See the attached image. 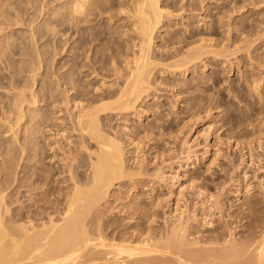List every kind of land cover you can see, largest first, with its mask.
<instances>
[{"label":"bare ground","instance_id":"6f19581e","mask_svg":"<svg viewBox=\"0 0 264 264\" xmlns=\"http://www.w3.org/2000/svg\"><path fill=\"white\" fill-rule=\"evenodd\" d=\"M65 1H66V3H65V6L66 7H64V8H66V9H64V10H66L67 14L65 12H64V14L67 15V17H65V15H64V17L66 18V20H68V22L67 23H66V21H63V22H65V25L68 24V26H67L68 27V29H67L68 30V36L66 34V37H68V39L66 38L67 39L66 44L68 43L67 45H69V47H68L69 48V53H68L69 59H67L68 61L65 63V64H67L66 65L67 67L65 65H63L62 68H65L66 67L68 69L66 70L67 73H64L63 76H62V75H59V73H58L60 70H62V68L61 67H59L60 69L59 68H56V69H58L57 70L58 72L56 70H55L56 72L53 71V72H55L53 74L56 75V82L53 81V80L51 81L52 83L55 82V83H57V85L58 84L60 85V87H57V85H56L55 87H57V88H61L62 85L64 86L65 90H63V93L60 92L59 95H61V96L64 95L65 96V99L63 100L64 102H61L62 100L60 102H57L55 99H57L58 97L60 98V96L56 95L58 97H55L54 96L52 98V99L55 98L54 100L56 102H52V103H50V105L51 104H55L56 108L57 107H61V104L63 106H65V107H70V103L71 102H74L75 103V104H73L74 107H72V108H76V110H77L76 113L79 112V114H74L73 115V113H72V116H73V119L74 120L71 119V122L68 125H70V128H71V125H73V130H71V131L76 130L75 132H79L81 134V135L79 134L80 137H78V140H80V141H77V138H76L77 145H76L75 142L74 143L77 146L76 149H78V151H80L79 153L82 154V155L80 157V156H73V154H72L71 156L75 157L76 158V160H75V159H72L73 157L70 158V154H69L70 152H69L68 153L69 154V157L68 158H70V160H68V159L62 160V159H60L61 161H59V163L60 162H63L61 165H63V164L67 165V163H65L64 161H66V162L69 161L70 162L69 163L70 164V170L68 172V173H70V175L67 176V177H70L71 176V181H73L72 182L73 185L71 183L72 187H71V185H69L70 188L68 186H66L68 188L65 189V190H68L69 189V191L67 193H65V196H62L60 198L61 201H59V199H56L53 202H50V200H49L50 198H47L48 201H46V199L43 200L46 197H44L43 199H41L42 200V203H43V201H46L43 204L48 203L49 205L46 204V205H48V207L45 206V208L43 206V211H41L40 213H35L36 210L35 211H32V209H31L32 207H31L30 209H31V212L32 213L29 214V215H27L26 212L28 211L27 210L28 207L26 206L27 208L25 210H27V211L26 212L24 210L21 211L22 213L25 212V213L22 214L24 216H22V217L18 216V220H15L16 218L14 216H12V217H14L12 219L11 217H9L11 215H14V213L13 214H10L11 212H13L12 211L13 210L12 205L10 207L12 209L11 210L9 209L10 210L9 211L10 213H8L7 211L4 210L5 209L4 206H6L9 203L8 202L6 205H4V202H6L5 201L6 200L5 194L8 191L6 192V190L4 189L6 193L5 192H4L5 194L3 192L0 193V264H264V226L262 227V230L260 232H258L257 235L254 234L256 236H254V237H250L249 236V237H246V238H243V239H239L238 238L240 236H243L242 234L240 236H237L238 239L235 238L236 234L233 232L234 230L232 231V229L234 227L232 229L230 228L229 233H223L224 231L223 232H220V234H218V235H220L219 237H218V235H216V236H214V238H207V237H204L203 236L205 234H202V237H201V235H199V236L197 235L196 238H191L192 236H194L193 233H195L193 230L196 231V229H197V228L194 229V226H195L194 225V222L196 223V221L198 220L197 218H198V216L200 214L199 211L197 213V208L196 207L198 206V204L195 207V204L194 203H196L197 201H199V200H196V199L198 198V196L201 197L202 191H204L203 190L204 188L201 189V188H198V187L200 185H201V187H206L207 183L206 184H200V185H198V187H197L198 188L197 194L194 195L195 197H193V198H196V199H193V200H196V201H194V203H193L194 205L191 204L193 207H195V209L193 211H192V209H193V207H192V209H190L191 212H188L190 210L187 211V209H189L190 207L187 205V207L184 206L187 209L186 210H183V211L181 210L182 212L180 211L181 213H179L178 212L179 211V209H178L179 208V204L182 203V202H180L179 199L177 198L178 200L176 201V205L174 204L175 207H177V208H175V211H171V213L169 214V216H167V212L168 211H166V209L167 208H169V209L172 208V207H170V205H171L170 204L171 203V200L170 199H171V197H173L175 195V193H174V195H170L171 197L168 195L170 197L168 199L165 198L166 195L164 193L165 200H163L164 198L163 199L161 198V199H159V201L157 200V202H155V200H154V202H152L151 204L149 203L150 201L147 200V201H149L147 204L150 205V207H149L148 210H146L148 208V206L146 207V209L143 208L144 211H143V209L139 210L138 207L136 208V207H132V205H128L130 203L133 204V203H136V202L139 205V203H141L142 201L141 202H138V200H141V198L137 200L136 199L137 197H132V198H134L137 201H135V202L129 201L130 203H122L123 201L125 202L126 200H121L120 197H124V196L123 195H120V197L117 196L119 198H116V199L121 200V202L118 200V202H119V205H118L117 204L118 202L116 203L114 200H112V197H111V196H113L115 194L112 192L111 194H113V195H111V196L109 195L111 188L113 186H115V185L119 186L116 183H118L121 180H125V179H127V180L130 179L129 182L134 181V183L138 184L139 186L142 185V182H144L146 180H149V183L151 184V187H152V184H153L154 187H155V184H156V186L159 184V187L160 188L164 187V189H166L165 187H167L166 184H168V183L164 184L166 181L163 182V185H161L160 183H162V181L165 180V177H168L169 176V174H168V176H166L167 174H166V171H164V169H165V165L164 164H165V162L167 160L165 158H168L169 161L173 158V157H171V159H170V156H173L172 155L173 152L170 149V152H171V154H170V153H168L169 150L166 149L167 154H165V155L170 154V155H168V157L165 156V158H164V155H158V153L160 152L159 150H162L161 148L163 147V146L160 145L161 143H159V140H161L162 138L160 139L158 135H160V137H164L165 136L161 132V129L162 130L164 129L162 127V126L165 127V124L163 122H166L164 120V118H166V117H164L163 120H161L162 119L161 117H163V116L162 115H159V116H161L160 117L161 119H159L158 114H163V113H166V112L161 113L162 111L159 110L160 112L157 113L158 111L153 110V109H155V106L154 105L148 104V105L154 106V108H153L152 106H148L146 104V106H148V108L149 107L153 108L152 109V111H153L152 114L154 115L153 117L155 119H152V120H154L155 122H157L156 124H154L153 122L150 123V121H149L148 124H146V125H145V123H144V125H142L143 123L140 125V122L134 120L133 122H138L139 124H136L135 123L136 125H133L134 126V129L132 131H130V132L127 129V131H126L127 133L126 132H122V128L120 127V125L118 126L117 122H116V124H117L118 128H120L121 130L118 129V128H116L115 127L116 125L115 126H111V125H114L115 124V121H117L118 119L120 120L121 117L119 118L118 116H120L121 114H124L125 115L126 112H128V111H131V110L135 111L136 110V113L139 112L138 113V115H139L141 111H137V109L139 108L138 106L142 102H145L148 98L150 99V97L152 95H153L154 99H155V97H157V95H158V98L159 99L162 98V97L167 98L168 97V95H167L168 94V91L170 93L172 91L173 94L175 93L173 95V97L174 96H177L178 97L184 91L183 85L180 86L181 83L179 84L178 83L179 81L177 82L174 79V77L171 79L170 77L168 78L166 76L167 79H165V78H162V76L163 77L165 76V75H162V74L163 73H168V75L169 74L170 75H173L176 78V74L175 73L180 72V71H176V70H182V69H184L183 70L184 72H187L188 70H190V68L188 67V65L189 66H190V64L192 65V63H194L198 58L199 59L201 58L202 54L199 53V51H201L200 49H201L202 46L207 47L206 44L208 42L206 41L205 42L206 43L205 45H203V43L200 44L201 46H199L195 50L189 48L190 46H192L194 44H189V47H187V48H189L190 50H193V51H188L186 53H183V52H185L183 50L182 51L183 54H180V51L181 50L178 51V49L180 47H178V49H177L176 48L177 46L175 47L174 45L175 44L179 45V44H181L183 42H187L186 40L185 41H182V40H184V37L187 38V36H184L185 33L183 34L184 37L182 35L181 36H178V34H176V30H174L175 31V34H171L170 37H169V35H167V37H169V38H166L167 39L166 42L167 43L170 42L169 44L172 45L171 47L174 46L173 48H176V49H173L172 48L175 51H172L170 49V47H168L169 45L167 44V49H161L160 51H162L161 52L162 54H158V53H160V51L159 52H156V50H153V49H157V48H154V47L152 48V45H153V43H155L154 42L155 39L158 38V36H157L158 33H159L158 31L161 29L160 28V25L164 22V19L167 20V18H169V17H172L173 19H178L179 16L181 17V15H177L178 18H174V17H177L176 14H180L179 12H181L182 10L185 9L184 8L185 7L184 6L185 4H182L183 2H181V4H180V0H176V1H171L170 0L169 2H171V3L173 2L172 4H168L169 2H166V4H163V3H161L160 0H117L116 4H115V2H113V0H65ZM114 1H116V0H114ZM193 3L192 4H189V6L190 7L193 6V9H194V4ZM170 8L172 9V11H171ZM196 8H197V6H196ZM190 11L191 10H187V12H189V14L191 12H193V11H191V12ZM175 12H176V14H174ZM183 12H185V11H183ZM202 12H203V10H202ZM194 14H196V13H194ZM182 17H183V15H182ZM102 19H103V21L101 22ZM182 20H184V19H182ZM105 21H108L109 28H104V22ZM177 24L178 23H176V25ZM115 25H116V27H114ZM176 25H175V27H176ZM62 26H64V23L62 24ZM188 27H190V26H187V28ZM193 29L194 28H192V30ZM192 30H191V34L194 36V33H192L193 32ZM35 31L36 30H34L33 33H32V35H31L32 38L29 37L30 38L29 40H31L30 43H33L34 45H35V42L36 41H37V44L40 41L39 36H37L39 34L37 33V31L35 33ZM40 31H43V30H40ZM40 31H39V33H40ZM63 31H65V29ZM44 33H45V31L43 32V34ZM66 33H67V31H66ZM170 33H172V32H170ZM170 33H167V34H170ZM43 34H41V36H43ZM180 34L181 33H179V35ZM192 35H190V36H192ZM37 37L39 39H36ZM180 37H183V38H180ZM189 38H191V37H189ZM35 39H36V41H35ZM117 39L119 41H117ZM203 40H205V39H202L201 41H203ZM195 41L196 40H194V42ZM164 43H165V40H164ZM190 43H192V42H190ZM33 44L29 47V46H27V43L24 42L22 44L23 46L22 45L21 46H22V48L23 47H25V48L20 49V50H24V51H20V53L18 51V52L15 53L17 55L19 54L18 56H20V59H21V56L22 57H26V58H28V57L31 58L30 60L28 59V61H31L30 62L31 65H29V66L26 65L28 68H22L24 70V73L25 72H29V69H31V66H34L35 63H37V59H39V57L40 58L43 57V54H42V56H40V53L37 50V49H39V47L37 45L35 47V46H33ZM24 45H26V46H24ZM101 45H106L105 47H108V49H104L105 51H103V50L101 51V49H100V46ZM196 45H198V44H196ZM164 46H166V44ZM157 47H159V45ZM102 48H104V47H102ZM160 48H162V46ZM164 48H166V47H164ZM191 48H195V47H191ZM182 49H184V48L182 47ZM202 49H204V48H202ZM206 49L207 50L210 49L209 51H211L212 53H216V52H213L211 50L210 46H209V48H205L204 50H206ZM106 50H108L109 53L104 54L105 52H108ZM154 51L157 54H154ZM21 52H23V53H21ZM67 52H68V50H67ZM201 52H203V50ZM207 52H206V54H207ZM1 53L3 55L2 57H4V58H2L0 56V58L3 59L2 61L0 59V61L1 62H4L5 64L2 63L4 65H2L0 67L7 68L8 67V64H6V63H9V66L12 65V68H13V66H14L13 64H15V63L18 62L17 61L15 63L14 62L13 63H10L9 60H11V59L8 58L9 56H7V54H5V52H3V51ZM220 53H222V52H219L218 53V56L221 55ZM23 54H24V56H23ZM227 55L228 54H226L225 56H227ZM35 56H37V57L34 60ZM204 56H202V57H204ZM223 56H224V54H223ZM5 57H7L6 60L8 59V61H6V62L4 60ZM225 58H227V57H225ZM20 59H18V60L20 61ZM204 60H202V61H204ZM13 61H14V59H13ZM209 61H207V62L209 63ZM1 62H0V65H1ZM39 62L41 63L42 62V59ZM40 63L38 64L39 68H41ZM198 63H200L199 60H198ZM122 64H125V66L122 65ZM195 64H193L194 67L195 66H198L197 64L196 65ZM16 65L17 64H15V66H14L15 67L14 68L15 69V72H17L19 70L22 71L21 65H24V63H22L20 65V67H18V65L17 66ZM200 65H201V63L199 64V67H197V68H200ZM160 66H162V67H160ZM203 66H207V65L204 64ZM232 66L233 65H231L230 68ZM16 67H18L19 69H17ZM259 67H262V66H259ZM11 69H9V70L12 71L13 69L12 70ZM32 70H34V67H33V69H31V71ZM51 70H53V69L51 68ZM251 70H252V68H251ZM3 71L6 72V70H3ZM3 71H0L1 74L4 73ZM31 71H30V73H31ZM36 71H39V70H36ZM249 71L247 70L246 71L247 72L246 74L250 73ZM221 73H223V72H221ZM1 74H0V76H1L0 78H2V76L4 75V74L3 75H1ZM12 74L11 75L13 76V79H15L16 81H19V80L22 79L21 77H20V79L19 78H14L15 75H16V73L14 75V72ZM29 74L26 73V75H29ZM47 74H48V72H47ZM250 74L252 75V73H250ZM31 75H32L31 78H33L34 77L33 76L34 74H31ZM94 75H95V77H98L99 78V81H101V83H102V85L100 83L101 86H98V88L95 89L96 91H94V88H90V86H88V85H91V81L94 80V79H92L91 81L87 80L88 78H91ZM185 75H186V73H185ZM194 75L195 74H193V78L196 77ZM255 75H252V77L251 76H248V77L249 78L251 77V78L254 79V76ZM4 76L3 77L6 78V76H8V75H4ZM244 76H246L245 77V80H246L247 79V75L244 74ZM35 77H36V74H35ZM35 77L33 79L36 80L37 77L36 78ZM49 77H50V75H49ZM178 77H180V76H178ZM260 77H262V76H260ZM8 78H9V76H8ZM31 78H29L31 82L28 80V78L27 79L25 78L26 81L25 80H22V81H25V83L27 85V86H24V87H29V84H31L30 87L33 85ZM182 78L185 79V77H182ZM214 78H211V79L214 80ZM217 78H219V77H217ZM176 79L178 80V78H176ZM184 79H180V80L183 81ZM187 79L188 78H186L185 81H188ZM196 79L197 78H194L192 80L196 81ZM207 79H209V78H207ZM2 80L0 81V83H3ZM41 80H43V78ZM199 80H202V78L200 77ZM61 81H63V82H61ZM171 81H173V82L176 81L178 84L177 83H171ZM182 81H180V82H182ZM205 81L207 82L206 78H205V80H202V82H205ZM252 81L253 80H251V82ZM255 81L256 80H254L252 83L255 84ZM20 82L21 81L16 82V83H18L20 85V84H22ZM28 82H30V83L28 84ZM41 82H44L45 84L47 83L46 81H41ZM190 82H189V84H190ZM196 82L199 84L198 81H196ZM202 82H201V84H202ZM195 83H193V84H195ZM252 83H250V84H252ZM3 84L4 85L6 84V86H4V85L3 86L4 87H7V84H9V83L6 82V83H3ZM49 84L47 86H49ZM185 84H187V82ZM189 84H187L186 87H188ZM205 84H207V83H204L203 85L206 86ZM9 85H12V84H9ZM41 85H43V84H41ZM50 85H51L50 86L51 88H49V90L52 89V87H53L52 84H50ZM245 85H247V84H245ZM0 86H1L0 87L1 88L0 90H2L3 86L1 84H0ZM15 86H16L15 87V89H16V88L20 87L21 85L20 86L15 85ZM191 86L193 87V85H191ZM239 86H240V88H242L241 87V84H239ZM11 87L9 88V86H8V88L11 90V91L9 90L10 91L9 93L12 92L13 94H11L10 99H9V102L8 103L6 102L7 103L6 104L7 106L10 103L12 104V106L11 105L8 106V107L11 106V108L13 109V110H11V109L8 108V110H11V112H9V113H12L13 112V114H17V116H19L20 119L21 118L23 120L26 119V121H24V123H25V125H23L24 127L23 126H20V123H18L19 121L22 122V119L19 120L16 117V120L18 122H16L15 119H12V120L15 121V123L11 122L12 125L15 124V125L18 126V124H19V126L22 128L19 132H15L16 130L14 131L15 136L11 135V136H13V138L15 137L17 139V141L19 140L18 139V135L19 134L20 135L21 134H25V137H28L29 135H31V137H32L33 136V133L35 132V130L38 129L37 126L42 125V124H45L46 125V123L48 121L50 123V120L49 119L54 118V116L57 115V114H60V112L63 113L62 111H59V110L55 109V106L50 107L47 104H46L47 111H45V110L42 111L43 114H41V111H39V110H37L39 112H34L33 110L31 111V109H29L28 111H25L26 110V107H24L25 108V110H24L23 107H22V105H24V103L28 104L27 103L28 102L27 101L28 100L27 98L29 96L28 97H25V95L22 93V90L20 92H16L19 89H21L22 87L19 88V89H17V90L14 89V86L13 85ZM44 87H45V85L42 87V90H45V89H43ZM248 87H251V86H248ZM257 87H260V86H257ZM45 88H47V87H45ZM199 88L198 89L193 88V90L195 89V91H197V90H199ZM210 88H211V85H210ZM246 88H247V86H246ZM25 89L27 90L28 88H25ZM62 89L63 88L57 89V90H62ZM238 89H236L237 92H238ZM3 90H5V89H3ZM12 90H14L16 93H14V91H12ZM28 90H27V94L29 92ZM31 90H32V92H31V95L30 96H34V95H32L34 90L32 88H30V91ZM187 90H190V89L188 88ZM193 90L191 92H193ZM247 90L250 91L249 89H247ZM7 92H8L7 90L0 91V93H2L3 95L5 93H7ZM188 92H190V91H188ZM245 92H247V91H245ZM70 93H71V95H70ZM172 93H171V95H172ZM186 93L187 92H183V94H186ZM190 93H187V95L190 94ZM196 93H201V92L198 91ZM196 93L194 92L193 98L195 97ZM247 93L245 95H247ZM201 94H203V93H201ZM201 94L199 96H201ZM50 95L48 97H50ZM250 95L247 96L248 97V100H252V98L249 97ZM7 96H9V94H7L4 97H7ZM64 96H63V98H64ZM170 96H169V98H170ZM204 96H205V93H204ZM206 96H207V94H206ZM241 97L243 98V96H241ZM1 98H3V97H1ZM59 98H58V101H59ZM189 98H190V96H189ZM242 98L239 97L238 100L240 101V99H242ZM249 98H251V99H249ZM31 99H33V101H32L33 104H37L36 98H33L32 97ZM47 99H49V98H47ZM187 99H186V101H187L186 104L188 103L187 105L190 106L191 104H189V102H188ZM209 99H211V98L208 97V102L213 101V100H216L214 98L211 99V100H209ZM2 100L4 101V99H1L0 101H2ZM49 100H51V99H49ZM170 100H174L175 101V98L170 99ZM201 100H203V102H204V99L201 98ZM220 100H222V99H220ZM223 100H224V98H223ZM24 101H26V102H24ZM241 101H243V100H241ZM260 101H262V100H260ZM32 102L30 101V103H32ZM85 102H87V103L84 104ZM139 102H141V103L137 106V104ZM191 102H192V100H191ZM199 102H202V101L199 100ZM246 102L248 104L249 101L246 100ZM253 102L256 103L257 101H253ZM1 103L4 104V102H1ZM30 103H29V105L32 108L33 105H31ZM176 103H178V102H176ZM210 103H212V102H210ZM218 103H222V101L221 102H217V104ZM250 103H252V102H250ZM157 104H160V103L159 102L158 103L156 102L155 105H157ZM163 104H164L163 106L165 108L166 103H163ZM206 104H208V103H206ZM217 104H215V107L217 106ZM240 104L241 103H239L238 106H240ZM247 104H246V106H247ZM258 104H260V102L259 103H256V104H253L254 105L253 107H255V105L258 106ZM142 105H143V103H142ZM171 105L169 107L170 109L172 108ZM219 105H221V104H219ZM4 106H5V104H4ZM146 106H145V108H146ZM161 106H162V104H161ZM166 106H168V105H166ZM210 106H211V104H209V107L206 105V107H208V109L210 108ZM227 106H229V105L226 104V107ZM231 106L234 107V104H231ZM257 106L255 107L256 109H257ZM48 107H50L51 109L54 108V110H56L55 112L57 114H55L53 112L54 113L53 117H52V115H50L51 117H49V114H51V112H50L51 109L48 108ZM140 107H142V106H140ZM173 107H175V106H173ZM195 107L197 108V106H195ZM222 107L226 108L225 105L222 106ZM249 107H252V106H248L247 108L250 109ZM159 108L160 109H164V108H161L160 106H159ZM201 108L202 107H200V109ZM211 108H214V107L211 106ZM247 108L245 110H247ZM255 108H253V110ZM66 109H68V108H66ZM157 109H158V106H157ZM170 109H168V110H170ZM183 109H185V108H183ZM192 109H189L190 112H188V113H191V114L194 113L195 115L198 114V113H195V112L192 113L191 112V111H193ZM203 109L206 110L205 107ZM226 109H228V112L230 111L229 108H226ZM40 110H42V109H40ZM54 110H51V111H54ZM68 110H70V109H68ZM78 110H80V111H78ZM141 110L142 111H147L146 113H148V112L150 113L151 112V111H148L147 109L144 110V109L141 108ZM194 110H197V109H194ZM204 110H202V111L204 112ZM250 110H252V108ZM250 110H248V111H250ZM57 111H59V113ZM184 111H187V110H184ZM209 111H212V109L207 110L206 112H209ZM237 111L238 110H236L235 113L229 112V114L231 113V114H234L235 115L237 113ZM257 111H254L252 113L254 114ZM67 112H69V111H67ZM170 112H171V110H170ZM174 112H175V110L173 112H171L172 115H174L173 114ZM198 112L200 114L201 111H198ZM226 112H227V110L224 113L226 114ZM262 112H264V108H263V111ZM70 113H71V111H70ZM177 113L178 112H176V114ZM183 113L184 112L179 113V114H183ZM224 113H223V115H224ZM242 113L243 112H241V115H242ZM252 113H251V115H252ZM167 114H163V115L165 116ZM186 114L184 113L183 115H186ZM229 114L227 113L228 116H230ZM246 114L249 115V113H245V115L243 114L242 116L245 117V116H247ZM260 114L261 115H264V114L261 113V111H260ZM111 115H115V118L118 117V119L117 118H116L117 120H115L113 118L111 119V117H112ZM187 115L190 116L189 114H187ZM238 115H240V113ZM241 115L240 116H237V114H236V118L238 119V117H239L238 120H240V117H242ZM255 115L257 117L258 114H255ZM133 116H135V115L133 114ZM176 116L178 117V115H176ZM151 117H152V115H151ZM167 117L170 118L169 116H167ZM179 117H181V116H179ZM192 117L193 116H191L190 118H192ZM234 117L232 116L231 117L232 119H230V120H233ZM244 117H242V118H244ZM130 118H132V117L129 116V119L124 118V121H122V122L120 121L121 124L122 123H124V124L129 123V120L131 121ZM168 118H166V119H168ZM259 118L261 119L262 117H259ZM69 119H70V117H69ZM156 119L160 120L163 125L162 126L159 125L158 124V121ZM181 119H183V118L181 117ZM181 119H180L179 122H181ZM235 119L233 120V122H235L236 124H239L240 122L237 123L238 121H237V119L236 120ZM245 119H246V117H245ZM251 119H252V116H251ZM251 119H248V121L250 120L249 121L250 123H252L251 122L252 121ZM59 120H60V118H58V121ZM119 120H118V122H119ZM171 120H173V119L171 118ZM176 120H179V119L176 118ZM223 120L224 119H222V121ZM230 120H228V124H227L228 126L230 125ZM242 120H241L240 126L243 125V124L248 123V122L245 123V120L244 119H242ZM6 121L4 122L5 124H7ZM56 121H57V119H56ZM66 121L69 122V120H67V119H66ZM66 121H64V123ZM72 121H73V124H71ZM112 121H114V124L111 123ZM191 121L193 122V120H191ZM52 122H55V121H53V119H52ZM161 122H159V123L161 124ZM173 122H175V120ZM255 122H256V120H255ZM257 122H262V121L257 120ZM49 123L47 125H49ZM131 123L132 122H130L129 125ZM172 123L171 122L168 123L169 124V128L173 125ZM250 123H248L247 126L248 125L250 126ZM9 124H7V125H9ZM26 124H28V127H26ZM53 124H55V123H53ZM65 124H67V122ZM257 124H259V123H257ZM257 124L255 123V126H254L253 123H252L251 125H253L256 128L258 126ZM12 125L10 126L11 128H13ZM29 125H30V127H29ZM57 125L60 126V123L59 124L57 123ZM179 125H180V123L178 124V126ZM263 125H264V122H263ZM19 126L18 127L15 126V128L17 129V128H19ZM51 126H54V125H51ZM133 126L130 125L129 127L130 128L131 127L133 128ZM178 126H176V128H174V129H176V131H177L178 128H181V130H185V128L182 129V127H178ZM223 126H225V125H223ZM240 126H237V127L240 129ZM253 126H252V128H253ZM261 126H262V123H261ZM184 127H186V126H184ZM188 127L186 129L187 130H190V127L189 128ZM232 127H233V125H232ZM241 127H243V126H241ZM124 128H125V126L123 125V129ZM41 129H45V128H43V126H42L38 130H41ZM142 129H144V130H142ZM244 129H243V132L246 131V130L244 131ZM10 130H12V129H10ZM171 130H172V127H171ZM181 130H178V131L181 133ZM233 130L235 132L236 129H233ZM233 130L232 131L230 130V132H232V134H230L232 136H230V137H233L235 134L237 135V132H235V134H234ZM241 130L242 129H240V132H241ZM256 130L255 129L254 130L252 129L251 131L249 130L250 131V132H248L249 134H247V133H245V134H246L247 137H249L250 133L252 134L253 133L252 131L257 132ZM17 131H18V129H17ZM123 131H125V130H123ZM167 131H169V129ZM167 131L165 130L164 133L165 132L168 133ZM176 131L174 132L175 133V136H176V134H178V132L176 133ZM142 132H144L143 135H141ZM145 132H146V134H145ZM169 132H171V131H169ZM240 132H239V134H240ZM243 132H241V134H243ZM188 133H190V132H188ZM26 134H27V136H26ZM168 134H169V136L171 135V133H168ZM185 134L186 133H184V135ZM154 135H157L158 137L157 136H154ZM173 135H171V137ZM236 135H235V137H236ZM256 135H257V133H256ZM34 136L38 137V135H34ZM152 136L153 137H157V138H153ZM166 136H168V135L166 134ZM175 136H173V137H175ZM177 136L175 137L176 140L180 137L179 136L177 138ZM244 136L243 135H240V137H244ZM38 138L40 139V137H38ZM126 138L128 139L127 141H126ZM175 138H173V139H175ZM206 138H208V137H206ZM260 138H263V137L261 136ZM165 139H169V138H165L164 137L163 140H165ZM182 139H185V138H183V136H182ZM230 139H232V138H230ZM248 139H249V141H252V140H250L251 138H248ZM15 140H13V141H15ZM38 140L33 139V141H29L31 144H33V145H30V146H32V147L35 146L36 147V141H38ZM176 140L174 141V143L178 141V140L177 141ZM238 140L239 139H237V142H238ZM34 141H35V143H34ZM27 142L28 141H25V143H27ZM39 142H37V143L40 144ZM43 142H44V140H43ZM151 142H152V145H150ZM178 142H180L181 144L185 145V147L187 146V148H188V144H187L188 141L186 143H182L183 141L181 142L179 140ZM18 143H16V144H18ZM21 143H22V141H21ZM25 143L23 142L22 145H24ZM44 143H47V142H44ZM44 143L41 144V145H43V146L46 145ZM91 143H94L95 144L94 145V148L96 146V149L95 150L93 149L94 151L92 150L93 146H91ZM171 143H173V142H171ZM243 143H241V145ZM38 144H37V146H38ZM176 144L179 145V143H176ZM181 144H180V146H181ZM205 144L206 145H205L204 155L208 154L209 153V149H210V146L208 145L209 143L207 144V142H205ZM256 144L257 145L250 146L248 148V154L250 155V158H251V161H247L249 163L246 162V159L242 160L244 157H246V154H247V153H245L243 151L244 152V155H243V157L241 159L242 160V163H240V166H243V164H244V169H242V171H241L242 177L239 179L240 176L238 177V175H239L238 174L236 176L238 177L239 180L237 179L238 180L237 181L236 178H235V180L238 182L236 184L240 188L242 187V183L243 182L244 183H249L251 179L252 180L253 179H256L255 182H257V180H259V179H257V178H259V176H258V174H256V171L257 172L258 171H262V173L264 172V163H263L264 162V142H263V140H259V141H256ZM18 145L16 146V148H20V149H17V153H18V155L20 153L19 159L21 158L20 159L21 161L18 162V163H16L15 165H17V164L19 165L20 163H22V161L30 159V158H28V156L30 155L28 153H30V151H28L27 147L26 146H21L20 147V144H18ZM168 145L170 146L171 144H168ZM183 145L181 146L182 150H184L183 149L184 148ZM151 146H155L154 149H157V152H158L157 153L158 157L155 158L154 160H157L160 157L162 159V161H159V163L161 162V164H157L155 161H153L155 163V165H154V163L147 162L148 161L147 159H149V158L146 157L147 158L146 159L145 156H147L148 155L147 153H149L147 151H150L151 148H153ZM165 146H164V148H165ZM191 146H193V145H191ZM219 146L222 147L221 144ZM243 146H246V145H243ZM38 147H40V145ZM172 147H174V146H172ZM72 148H70V149H72ZM181 148H179V146L177 148H175V149H177L176 151H177L178 155H180V151H181V155H182ZM243 148H247V147H243ZM12 149L14 151V148H12ZM30 149H32V148L30 147ZM33 149H34V147H33ZM37 149L38 148L36 147V151L38 153H40L41 151L39 149H38L39 150L38 151ZM41 149H42V146H41ZM73 149L75 150V148H73ZM145 149L147 151H145ZM175 149H173V150H175ZM188 149H191V148H188ZM18 150H20L21 152L18 151ZM69 150H66V153ZM228 150H231V149H228ZM33 151L31 152V154L33 153ZM75 151L77 153V150H75ZM144 151H145V153H144ZM152 151H154V150H152ZM37 152L34 153V154H36L35 157L31 156V159H32L31 161L35 160L34 158H36ZM161 152H164V150H162ZM187 152H188V155H186V157L184 159H185V162H186V160L188 162H190L189 160H191L192 159V156H194V155H191V150H186V154H187ZM193 152H194V150H193ZM239 152H240V150H239ZM243 152H242V154H243ZM41 153H42L41 154L42 157H40V158H43V156L45 155L44 153H46V152H41ZM177 153H174V155L177 154ZM189 153H190V155H189ZM219 153L220 154H218V156L220 157L221 152L219 151ZM128 154L131 155V157H132L131 160L127 156ZM144 154H145V156H144ZM161 154H163V153H161ZM194 154H196V153L194 152ZM233 154H235V153H233ZM239 154L240 153H238L237 155H239ZM254 154L256 155L255 157H253ZM16 155H15V157L18 159V155L17 156ZM38 155H40V154H38ZM136 155H137V159H136L137 161H136V163L134 165H131V166H135L137 164L136 165V168H133V167L130 168V167H128L129 165L127 163L131 164L130 161L133 162L132 159L133 158L135 159L136 158L135 157ZM197 155L198 154H196V158H197V159H195L196 161L199 158V156L197 157ZM141 156H143V157H141ZM240 156H242V155H240ZM15 157H13V158H15ZM64 157H67V156L65 155ZM64 157L62 156V158H64ZM77 157L83 158V160L78 158L79 159V161H78L77 160ZM175 157H177V155ZM228 157H231V156H228ZM238 157L239 156H237L236 163L239 164V162H237V161L240 159V157L239 158ZM37 158L40 159L39 157H37ZM153 158H151V159H153ZM215 158H217V157H215ZM173 159H175V160H172V161H176V158H173ZM193 159H194V157H193ZM229 160L230 161H228V162H231L232 159L229 158ZM31 161H24V162L25 163L26 162H29L27 164L30 165L31 164L30 163ZM74 161H76L77 163L80 162L81 165H83L82 162H86L85 165L87 166V172H89V173H88V176H86V178L84 177L85 175L83 176L85 180H80L81 179L80 176L77 179L76 176H78L77 175L78 173H75V174L72 173V168H74V166L72 164L74 163ZM172 161L170 162L171 165L174 164V162H172ZM182 161H183V159H182ZM39 162H35V163H37L36 165L40 164ZM192 162H194V161H192ZM10 163H11V160H10ZM12 164H10V165H12ZM27 164H24L25 167H26ZM34 164H32V166ZM149 164H153V167H151ZM10 165H9V168H10ZM74 165H77L78 168L81 167V165L79 166L78 164H74ZM85 165H83V166H85ZM211 165H213V164L211 163ZM217 165H219V164H217ZM227 165L228 166H226V167L232 166V163L231 164L228 163ZM38 166H36L37 168L34 166L35 167V168L33 167L34 169L33 168L30 169L29 166H28V167H26L27 169L25 168L27 171L25 169H23L24 168L23 167L22 168V170L24 172L23 174H26L27 173V174H29V176L28 175L27 176L30 177V174H32V171L33 170H35V169L38 170ZM77 166H75V167L77 168ZM179 166H180V164H179ZM182 166H181V168H182ZM253 166L254 167L257 166V167H255L256 168V171L251 172V171H253V170H251ZM65 167L66 166H64V168ZM168 167H169V165H168ZM232 167H231V170H233V171L236 170L237 171V169H233ZM238 167H239V165H238ZM64 168H61L60 167V169L65 170ZM16 169H18V168H16ZM84 169L85 168H83V170ZM171 169H175V168H171ZM5 170H8V169L5 168ZM29 170L31 171V173L29 172ZM37 170L33 171V173L37 172ZM78 170H81V169H78ZM206 170H210V169H206ZM225 170H226V168L224 166V170L223 171H225ZM239 170L240 169H238V171ZM16 171L18 172V170H15L13 167L10 170L6 171L5 175L7 174V172H10L8 174L11 175L10 177H8L6 175L8 178H6V176H5V182L3 181L4 182V185H6L7 188H8V186L14 188L13 187V184H12L14 182H12V181L15 180L14 178H16L15 176L18 173L15 174V175L14 174H11V173H13V172L16 173ZM40 171H42L41 168H40ZM67 171H65V172H67ZM223 171H222V173H223ZM20 173H22V171ZM39 173H38V175H41L43 172H41V174H39ZM82 173H84V172H82ZM234 173H235V171H234ZM250 173H252L251 176L249 175ZM1 175H4V174H1ZM45 175L48 176L47 174H45ZM45 175L44 176L43 175L40 176V178H44V180L45 179L47 180V178L45 177ZM61 175H64V174H61ZM172 176H173V174H172ZM33 177H34V175H33ZM36 177H38V176H36ZM49 177H51V176H48V178ZM173 177H175V176H173ZM198 177L199 176H196V178H198ZM200 177H201V175H200ZM17 178L18 179L19 178L22 179V174H20V176H18ZM25 178H27V177H25ZM66 178H64V179H66ZM6 179H11L12 181L11 180H6ZM36 179L38 180V178H36ZM53 179H51V180H53ZM67 179H66V181H68ZM150 179H152V180H150ZM172 179H175V178H172ZM172 179H171V182L174 181ZM198 180H200V179H198ZM9 181L12 182L10 184L11 186L9 184L7 186V184H6V182H9ZM29 181H32V178L31 177H30V180L27 181L25 179V181H23V183H25L24 184L25 190L23 189L21 191H26V188L27 187H29V188L32 189V187H34V186L36 187V183H38V182H35L36 181L35 180L32 185L26 184V182L31 183ZM38 181H41L42 182L43 180L40 179ZM60 181H61V178H60ZM69 181H70V179H69ZM211 181H212V183H214L213 181H215V180H211ZM225 181H227V180H225ZM225 181L224 182L222 181V183L225 184L226 183ZM260 181L261 182H260L259 186L261 187V190H262V192H260V193L262 195V199H264V178H263V180L260 179ZM19 182L22 184L21 181H19ZM52 182H55V181H52ZM61 182L65 186V183H63V181H61ZM199 182H196V183H199ZM20 183L18 185H21ZM120 183L126 184L123 181L120 182ZM132 183H131V185H132ZM229 183H230V181H229ZM233 183H235V181ZM15 184H16V182H15ZM40 184H42V183H40ZM40 184L39 183L37 184V189H40L41 188L40 187ZM44 184H45V188H47L46 185H49V184L51 186L53 185V183L52 184L51 183H48L47 184V181ZM193 184H195V183H191V186H189V187L191 188L192 186L194 187L195 185H197V184H195V185H193ZM227 184H228V181H227ZM232 184H230V185H232ZM236 184H234V185H236ZM22 185H21V187H23ZM67 185H68V183H67ZM210 185L211 184L208 185L209 188H211ZM217 185H219V184H217ZM252 185L253 184L251 183V184H249V186H247V188H244V189H246L245 190L246 193H247L246 195L249 194L250 190L252 189ZM225 186H226V184H225ZM254 186H256V185H254ZM19 187L20 186H18V188ZM62 187H61V189H63ZM126 187H127V185H126ZM159 187H157V188H159ZM175 187H176V185H175ZM219 187L220 186L217 187L218 188V190H217L218 192L220 191L219 190ZM18 188H15V189H18ZM29 188H28V190H29ZM55 188H57V187H55ZM142 188H144V185H143ZM146 188H145L146 190H149L150 187H146ZM220 188H221V191L220 192L223 195L224 194H227V192L226 193L225 192L224 193L222 192V190H225L226 187H225V189L223 187H220ZM234 188H236V187H234ZM9 189H11V188H9ZM35 189H33V190L36 191L37 189L36 190ZM42 189H44V188H42ZM48 189H47V191H48ZM115 189H118L119 190L118 187L115 188ZM134 189H136V188H134ZM168 189H170V188H168ZM181 189H183V188H181ZM207 189L208 188H206V190ZM11 190H13V189H11ZM118 190H115V191L118 192ZM128 190H130V189L128 188ZM140 190H142V189H140ZM144 190L143 191H140V192H143V194H144V192H146ZM194 190H196V188ZM2 191H3V188H2ZM14 191L15 192H18L16 190H14ZM21 191L19 190V194H17V197L19 195L20 198L19 199L16 198L19 201H20V199L23 200L22 197L28 196V195H23L26 192L22 193L23 196L20 195V192ZM34 191L31 190L32 193ZM53 191H55V190H53ZM122 191H124V190H122ZM15 192H14V195L16 194ZM50 192L52 193V191H50ZM61 192H63V191H61ZM148 192H152V191H148ZM160 192H162V191H160ZM170 192H172V191H170ZM195 192L196 191H192L193 194ZM205 192H207V191H205ZM220 192H219V194H220ZM11 193H13V191L12 192H9L8 194H10V195H8V196H11ZM32 193H31V195H32ZM56 193H60V192H56ZM125 193H126V188H125ZM131 193H132V189H131ZM180 193H181V191H180ZM192 193H191V197H192ZM215 193H213V197L212 198H214L217 195V192H215ZM128 194L125 195V196H128ZM154 194H156V193H152V196L151 197H154L153 196ZM182 194H183V192H182ZM205 194L206 193H204V195ZM214 194H215V196H214ZM222 194H220V196ZM204 195L202 194V196H204ZM211 195L212 194H210V196L209 195H207V196H209L211 198ZM52 196H55L56 197L55 194H53ZM184 196H185V194H184ZM251 196H249V199L250 200H251V198L253 199V197H251ZM12 197L13 196H11L10 198L12 199ZM31 197H30V199H31ZM108 197H111L110 200H111L112 203L115 202V204H117L118 206H121V208H122L119 213H118V207L113 208L114 210L117 208L116 209L117 210V212H116L117 215H115L114 217H112V216H109V217L106 216V212L107 211H110L109 209H112L111 206L108 208V206H109L108 205L109 204L108 202H110V201H107V199H109ZM159 197H161V196H159ZM178 197H179V195H178ZM216 197H219V195L216 196ZM10 198H8V199H10ZM25 198L26 197H24V200H25ZM27 198H29V197H27ZM52 198L53 197H51V199ZM62 198H64V199L62 200ZM142 198H145V197L143 196ZM179 198H181V197H179ZM185 198H186V196H185ZM221 198H223V197H221ZM245 198H248V197H245ZM254 198H255V196H254ZM33 199H35V197ZM33 199H31V200H33ZM134 199H132V200H134ZM153 199H155V198H153ZM182 199H183V201H185L184 198H182ZM187 199H189V198L187 197ZM211 199H210V202H211ZM249 199H247V200H249ZM257 199H260V201H261V198H259V197L257 198L256 197L255 200H257ZM223 200H224V202L222 203ZM225 200L226 199L224 198V199H222V201L221 200H218V201L215 202V198H214L212 200V202L214 201L216 203V204L213 203L216 206L214 209H218V211H220L222 209V206L226 204L225 203L226 202ZM8 201H10V200H8ZM34 201L35 200H33V203H34ZM38 201H40V200H38ZM202 201H203V199H202ZM12 202L15 203L14 198L12 199ZM22 202H20L18 205L21 206V203ZM126 202H128V201H126ZM252 202H256V201H252ZM25 203H26V201H25ZM28 203L31 204V202H28ZM105 203H108L107 204L108 206H106V205L104 206ZM120 203H122V204H120ZM209 203H207V202L204 203L203 202L202 204H209ZM249 203H246L245 206L247 205L249 207V205H248ZM260 203H261V205H263L264 201H263V203L262 202H260ZM10 204H13V203H11V201H10ZM147 204H144V205L146 206ZM183 204H185V203H183ZM254 204L255 203H252V206L250 205V207L253 208L254 207ZM26 205H27V203H26ZM138 205H136V206H138ZM144 205H142V206H144ZM226 205H228V204H226ZM203 206L204 205H202L201 206L202 208H199V209H203ZM228 206H230V205H228ZM243 206H244V203H243ZM245 206L244 207H239V208H245ZM23 207H25V206H23ZM106 207L108 209H106ZM198 207H200V206H198ZM18 208H19V206H18ZM181 208H183V207L181 206ZM212 208H208L207 207L206 210H205V211H207L206 213L208 214L210 211H213V210H210ZM224 208L225 207H223V209ZM252 208H249V209L252 210ZM254 208H257V207H254ZM204 209H205V207H204ZM208 209H209V212H208ZM259 209H260V207H259ZM259 209H258V211L260 212ZM171 210H174V209H171ZM255 210H257V209H255ZM255 210H253V212ZM221 211L224 212V214L226 215V213H227L226 210L225 211L221 210ZM29 212H30V210H29ZM187 212H188V214H186ZM222 212H218V213L221 214ZM233 212H236V211H233ZM6 213L10 214V215H8V214L7 215L12 220L9 219L8 217H7L8 219L6 218V216H5ZM108 213H110V212H108ZM121 213H123V215H120ZM206 213L205 214L204 213L203 214H200V216H199V217H201V216L204 217L203 222H202V223H204L202 225H205L204 228H207L206 227L207 225H211L213 223L212 222V220H213L212 217L214 216V215H207ZM244 213H250V212H247L246 211V212H243V214ZM255 213H258V212L255 211ZM255 213L252 214V212H251V214H252V215H250L251 218H252V216ZM262 213H263V211H262ZM114 214H112V215H114ZM212 214H214V213H212ZM224 214H222L223 217H225ZM233 214H235V213H233ZM243 214H241V215H243ZM235 215H237V214H235ZM256 215L257 214H255L254 217H256ZM258 215H257V217H258ZM260 215L263 216L264 214H261L260 213ZM117 216H119V217L116 218ZM231 216H232V214L229 215V217H231ZM250 216H247V217H250ZM214 217H216V216H214ZM235 217L237 218V216H235ZM126 218L128 220L130 219V220H133V221L132 222L127 221V222H129V224H127V223H125ZM221 218H219V219H221ZM219 219H218L217 222H219ZM222 219H223V222H224L225 221L224 218H222ZM227 219H229V218H227ZM233 219H235V218L233 217ZM229 220H232V219L230 218ZM229 220H226L224 222L225 223L224 225H226L227 227H231V224H232V222L229 221ZM252 220H255V219L252 218ZM261 220H262V218H261ZM232 221H234V220H232ZM257 221H259V220H257ZM199 222L200 221H198V223ZM234 222L238 224V220L237 221H234ZM250 222H251V226H252V224L257 225L256 223H252L253 221H250ZM248 223H249V221H248ZM220 224L218 225L219 228L221 227ZM237 224H235V225H237ZM263 224H264V222H263ZM258 226L259 225H257V227ZM261 226H262V223H261ZM195 227H198L199 228V226H195ZM215 227L216 226H213V228H215ZM247 228H252V227H247ZM247 228H246V230H247ZM258 228H260V226ZM243 229H245V228H243ZM197 230L200 233H202V229H201V231H200V229H197ZM252 230H255V229H252ZM256 230H258V229H256ZM219 231H222V230H219ZM219 231L216 230L215 231V234H216V232L219 233ZM226 232H228V230H226ZM251 234H252V232H251ZM208 235H210V234L208 233ZM217 246H219V247H217Z\"/></svg>","mask_w":264,"mask_h":264},{"label":"rangeland","instance_id":"374dc122","mask_svg":"<svg viewBox=\"0 0 264 264\" xmlns=\"http://www.w3.org/2000/svg\"><path fill=\"white\" fill-rule=\"evenodd\" d=\"M161 1V3H163V4H166V2H169L170 0H160ZM171 1H176V0H171ZM113 2H115V4H116V2H117V0L116 1H114L113 0ZM181 2H183L182 4H185L184 6V10H182L181 12H179L180 14H176V12L174 13V14H176V16L177 15H181V17L179 16V18H178V16L177 17H174V18H178V19H173L172 17H169V18H167V20L166 19H164V22L160 25V30L158 31L159 33H158V38H156L155 39V43H153V45H152V48L154 47V48H157V49H153V50H156V52H159L161 49H167V44L169 45L168 47H170V49L172 50V51H175V50H173V49H178V47H180L179 49H178V51H180V54H183V53H186V52H188V51H193V50H195V49H197L199 46H201L200 44H202L203 43V45H205L206 43V41L208 42L206 45H207V47H205V46H202L201 47V51L203 50V52H201V51H199V53H201L202 54V56H204L205 54H206V52H207V54L204 56V57H202L201 56V58L199 59H197L194 63H192V65L190 64V66L188 65V67L190 68V70H188L187 72H184L183 70L184 69H182V70H176V71H180V72H177V73H175L176 74V78H178V80L175 78V76H173V75H168V73H163L162 75H165L164 77L162 76V78H165V79H167L166 78V76L169 78H173L174 77V79L180 84V86L181 85H183V89H184V91L183 92H187V93H190L192 90H193V88H195V89H198L199 87V90H197V91H195V89L193 90V92H191L190 94H188L187 95V93L186 94H183V92L181 93V95H179L178 97L177 96H174L173 97V95L175 94H173L172 93V91H171V93H172V95H171V93L168 91V97L167 98H164V97H162V98H158V95H157V97H155V99H154V97H153V95L150 97V99L148 98L145 102H142L143 103V105H142V103L141 102H139L138 104H137V106L140 108H138L137 109V111H141L140 112V114L138 115V113L139 112H137L136 113V110L135 111H133V110H131V111H128V112H126V114L124 115V114H121L120 116H118L119 118H120V120L118 119V117H116L118 120H119V122H118V120L115 118V115H111L112 117H111V119L113 118V119H115V120H117V121H115V124H114V121H112L111 123H113L114 125H111V126H115L116 128H118V126L120 125V127L122 128V132H126L127 131V129H128V131L130 132V131H132L133 129H134V126L133 125H136V124H139L138 122H140V125L142 124V125H144V123H145V125L146 124H148V122L150 121V123L151 122H153L154 124H156L157 122H155L154 120H152V119H155L153 116V111H152V109L154 108V106H155V109H153V110H155V111H158L157 113H159L160 111H162L161 113H163V112H166V113H163V114H167L168 112V114L167 115H163V114H158V116L159 115H162L163 117H161V116H159V119H161V120H163V118L164 117H166V118H168L167 116H169L170 118H168V119H166V118H164V120L166 121V122H163L164 124H165V127L164 126H162L163 124H162V122L160 121V120H158V119H156L157 121H158V124L159 125H161L164 129L162 130L161 129V132L165 135H163L165 138H169V139H165V140H163V138L164 137H160V135H158L159 136V138L161 139V140H159V143H161L160 145L161 146H163L161 149L162 150H164V152H161L162 150H159L160 152V154L157 152V149H154L155 148V146H151V147H153V148H151V150L150 151H147L146 149H145V151H147V152H149V153H147L146 155L147 156H145V154H144V156H145V158L147 157V158H149V159H147L148 161L147 162H150V163H154L153 161H155L157 164H161V162L159 163V161H162V159L159 157L157 160H154L155 158H157L158 157V155H164V158H165V156H167L168 157V155H170L171 154V152H170V149H171V151L173 152L172 153V155L173 156H170V159H171V157H173V158H176V161H172V160H175V159H171L170 161L168 160V158H165V159H167L166 160V162H165V169H164V171H166V176H168V174H169V176L168 177H165V180L164 181H162V183H160L161 185H163V182H165L164 184H166V183H168V184H166L167 185V187H165L166 189H164V187H162V188H160L159 187V184L156 186V184H155V187L153 186V184H152V187H151V184L149 183V180H146V181H144V182H142V187H143V185H144V188H142L141 186H139L138 184H136V183H134V181H132V182H129L130 181V179L129 180H127V179H125V180H121V181H119L118 183H116V184H118L119 186H117V185H115V186H113L112 188H111V190H110V196L111 195H113V194H111L112 192L115 194V195H113V196H111L112 197V200H114L116 203L118 202V200L119 199H116V198H119L120 197V195H123L124 197H120L121 198V200H126V201H128V202H122V203H130L129 201H131V202H135V201H137L138 199H140L141 198V200H138V202H141V203H139V205L137 204V202L136 203H130V204H128V205H132V207H138V209L139 210H141V209H146V207L148 206V208L146 209V210H148L149 209V207H150V205H148L147 203L149 202L150 204L152 203V202H154V200H155V202H157V200L159 201V199H163L164 198V196L166 195V199H168V198H170L171 196L170 195H174V193H175V195L173 196V197H171V205H170V207H172V208H167L166 209V211H168L167 212V216H169V214L171 213V211H175V208H177V207H175V205H176V201L179 199V201L180 202H182V203H180L179 204V213H181L183 210H186L187 208V205L190 207L189 209H187V211L188 210H190V209H192V205H194L195 204V207L197 206V204H198V206H200V207H196L197 208V213H198V211L200 212V214H205L207 211H205L206 210V208L208 207V208H212V209H210V210H213V211H210L209 212V209H208V214L207 215H214V216H216V217H212V224L211 225H207L206 227L207 228H204V226L205 225H202V224H204V223H202L203 222V219H204V217L203 216H201V217H199L200 216V214H199V216H198V220L196 221V223L194 222V225L195 226H199V228L198 227H195L194 226V229H200V231H201V229H202V233H200L197 229H196V231L195 230H193L195 233H193V235L194 236H192L191 238H196V236L198 235H201V237H202V234H205V235H203L204 237H207V238H214V236H216V235H218V234H220V232H223V233H229V231H230V228L232 229L233 227L236 229H232V231L236 234V236H235V238L236 239H243V238H246V237H254V236H256L257 234H258V232H260L261 230H262V227L264 226V224H263V220H264V215L262 216V215H260V213L261 214H264V203H263V201H264V199H262V195H261V193L260 192H262V190H261V187L259 186V184H260V179H262L263 180V178H264V172L262 173V171H256V168L255 167H257V166H253L252 167V169L251 170H253V171H251V172H254V171H256V174H258V176H259V178H257V179H259V180H257V182H255L256 181V179H251L250 180V182L249 183H242V187L240 188L239 186H237V184L236 183H238L237 181L242 177V174H241V171H242V169H244V164H243V166H240V163H242V160H244V159H246V162L247 161H251V158H250V155L248 154V148L250 147V146H254V145H257L256 144V141H259V140H263V142H264V125H263V122H264V115H261L260 114V111H261V113L262 114H264V112H262L263 111V106H264V0H180V4H181ZM189 2V3H188ZM194 2V3H193ZM65 3H66V1L65 0H0V53L3 51V52H5V54H7V56H9L8 58L9 59H11V60H9V62L10 63H15V62H17V63H15V64H17L18 65V67H20V65L22 64V63H24V65H21V69L22 68H28L27 66H29V65H31L30 64V62L31 61H28V59L30 60L31 58L30 57H28V58H26V57H22L21 56V59H20V56H18L17 54H15L16 52H18L19 51V53H20V51H24V50H20V49H23V48H25V47H23L22 48V44L24 43V42H26L27 43V46H31L33 43H30V41L31 40H29L30 38L29 37H31L32 38V33H33V31L34 30H36L37 31V33L39 34V35H37V36H39V38H40V41L38 42V44H37V41H36V39H39L38 37L35 39V45L33 44V46H35L36 47V45L39 47V49H37L38 50V52L40 53V56H42V54H43V57L42 58H40L39 57V59H37V63H35V65L34 66H31V69H33V67H34V70H32L31 71V69H29V72H25L24 73V70L22 69V71L21 70H19V71H17V72H15V64H13L14 66H13V68H12V65L11 66H9V63H6V64H8V69L7 68H3V67H0V71H3V70H6V72L5 71H3L2 73L4 74V75H8L9 76V78H8V76H6V78H4L5 76L3 75V74H1V72H0V74L1 75H3L2 76V78H0V81L2 80V82L3 83H6V82H8L9 84H12L13 86H14V89H15V85H18V86H20V87H18V88H16L15 90H17V89H19V88H21V89H19L18 91H16V92H20L21 90H22V93L25 95V97H28L27 99V103L28 104H26V103H24V105H22V107H23V109L25 110V108L24 107H26V110L25 111H28L29 109H31V111L33 110L34 112H39V111H41V114H43V112L42 111H47V106H46V104L47 105H49L50 107H52V106H55V104H51L50 105V103H52V102H60L61 100V102H64L63 100L65 99V96L64 95H59L60 94V92H62L63 93V90H65V88H64V86L62 87L61 86V88H63L62 90H57V89H61V88H57V87H60V85L58 86L57 85V83H55L56 82V75L55 74H53V73H55L58 69H56V68H59V67H61L62 68V66L63 65H67V64H65L68 60L67 59H69V55H68V53H69V45H67L66 44V41H67V39H68V37H66V34H67V36H68V24H66L65 25V22H63V21H66V23L68 22V20H66V18L65 17H67V15H65L64 14V12L67 14V12H66V10H64V9H66V8H64V7H66L65 6ZM173 3V2H172ZM171 2H169L168 4H172ZM194 4V9H193V6H189V4ZM167 4V5H168ZM196 6H197V8H196ZM203 7V8H202ZM205 7V8H204ZM43 9V10H42ZM171 9V8H170ZM187 10H191V11H193V12H191L190 14H189V12H187ZM195 10V11H194ZM202 10H203V12H202ZM171 11H172V9H171ZM183 11H185V12H183ZM187 12V13H186ZM186 15H185V14ZM194 13H196V14H194ZM64 15H65V17H64ZM182 15H183V17H182ZM194 15V16H193ZM184 19V20H182V19ZM173 19V20H172ZM103 21V19L101 20V22ZM47 22V23H46ZM263 22V23H262ZM64 23V26H62V24ZM168 23V24H167ZM176 23H178L177 25H176ZM191 23V24H190ZM106 24V25H105ZM170 24V25H169ZM172 24V25H171ZM180 24V25H179ZM189 24V25H188ZM175 25H176V27H175ZM62 26V27H61ZM187 26H190V27H188L187 28ZM255 26V27H254ZM114 27H116V25L114 26ZM104 28H109V24H108V21H105L104 22ZM173 28V29H172ZM191 28V29H190ZM192 28H194L193 30H192ZM65 29V31H63ZM254 29V30H253ZM32 32H31V31ZM40 30H43V31H40ZM127 30V29H126ZM174 30H176V34H178V36H183V34H184V36H187V38L186 37H184V40H182V41H189L188 43L187 42H183V43H181V44H179V45H177V44H175L174 46L176 47V48H173V47H171L172 45H170L169 43L170 42H166V38H169L170 36H171V34H175V31ZM179 30V31H178ZM182 30V31H181ZM191 30L193 31L192 33H194V36L191 34ZM36 31H35V33H36ZM39 31H40V33L41 34H43V32L45 31V33L43 34V36H41V34L39 33ZM59 31V32H58ZM66 31H67V33H66ZM174 31V32H173ZM170 32H172V33H170ZM167 33H170V34H167ZM179 33H181L180 35H179ZM160 35V36H159ZM167 35H169V37H167ZM190 35H192V36H190ZM164 37V38H163ZM183 37H180V38H183ZM189 37H191V38H189ZM196 37V38H195ZM67 38V39H66ZM195 38V39H194ZM200 40H199V39ZM229 38V39H228ZM198 39V40H197ZM202 39H205V40H203V41H201ZM29 40V41H28ZM163 40V41H162ZM164 40H165V43H164ZM191 40V41H190ZM194 40H196L195 42H194ZM117 41H119L118 39H117ZM190 42H192V43H190ZM198 42V43H197ZM137 43V42H136ZM163 43V44H162ZM185 43V44H184ZM254 43V44H253ZM110 44V43H109ZM166 44V46H164ZM183 44V45H182ZM189 44H194V45H192V46H190L189 47ZM196 44H198V45H196ZM22 45V46H21ZM159 45V47H157ZM181 45V46H180ZM188 45V46H187ZM212 45V46H211ZM251 45V46H250ZM24 46H26V45H24ZM57 46V47H56ZM104 47V48H102V47ZM100 46V49H101V51L103 50V51H105L104 49H108V47H105L106 45H101ZM162 46V48H160ZM209 46H210V48H211V50L213 51V52H216V53H212L211 51H209L210 49H206V50H204L205 48H209ZM37 47V48H38ZM164 47H166V48H164ZM182 47L184 48V49H182ZM187 47H189L190 49H193V50H190L189 48H187ZM191 47H195V48H191ZM173 48V49H172ZM202 48H204V49H202ZM248 48V49H247ZM41 49V50H40ZM159 49V50H158ZM36 50V51H37ZM67 50H68V52H67ZM110 50V49H109ZM185 51V52H183L182 53V51ZM106 51H108V50H106ZM166 51V50H165ZM129 52V51H128ZM155 51H154V54H157ZM162 51H160V53H158V54H162L161 53ZM210 52V53H209ZM219 52H222L223 54H224V56H223V54L222 53H220L221 55L220 56H218V53ZM228 52V53H227ZM21 53H23V52H21ZM106 53H109V51L108 52H105L104 54H106ZM164 53V52H163ZM226 54H228L227 56H225ZM0 56L2 57L3 55H2V53L0 54ZM23 56H24V54H23ZM36 57L37 56H35V58H34V60L36 59ZM216 57V58H215ZM220 57V58H219ZM225 57H227V58H225ZM2 58H4V57H2ZM6 58L7 57H5V62L6 61H8V59L6 60ZM206 58V59H205ZM1 59V58H0ZM13 59H14V61H13ZM18 59H20V61L18 60ZM41 59H42V62L40 63L39 61H41ZM204 60V61H202V60ZM261 59V60H260ZM3 59H1V61H2ZM198 60H199V62L201 63V65H200V68H197V67H199V64L200 63H198ZM210 60V61H209ZM259 60V61H258ZM0 61V62H1ZM12 61V62H11ZM207 61H209V63L207 62ZM226 61V62H225ZM35 62V61H34ZM33 62V63H34ZM197 62V63H196ZM232 64H231V63ZM254 62V63H253ZM262 62V63H261ZM2 63H4V62H1V65L0 66H2V65H4V64H2ZM40 63V65H41V68H39V66H38V64ZM197 64L198 66H195L194 67V65L193 64ZM224 63V64H223ZM252 63V64H251ZM49 64V65H48ZM195 64V65H196ZM204 64H206L207 66H203ZM233 65L231 68H230V66L231 65ZM262 64V65H261ZM16 65V66H17ZM27 65V66H26ZM122 65H124L125 66V64H122ZM121 65V66H122ZM38 66V67H37ZM44 66V67H43ZM53 69V70H51V68ZM255 66V67H254ZM259 66H262V67H259ZM18 67H16L17 69H19ZM67 67V66H66ZM62 68V70H60L58 73H59V75H62L63 76V74L64 73H67V69L68 68ZM160 67H162V66H160ZM206 67V68H205ZM229 67V68H228ZM13 70H12V69ZM30 68V67H29ZM50 68V69H49ZM226 68V69H225ZM251 68H252V70H251ZM257 68V69H256ZM9 69H11L12 71H10ZM41 69V70H40ZM60 69V68H59ZM10 72H9V71ZM27 70V69H26ZM36 70H39V71H36ZM51 70V71H50ZM56 70V71H55ZM249 71L250 73H252V75H255L254 76V79L253 78H251L252 77V75L250 74V73H248V74H246L247 72L246 71ZM254 70V71H253ZM258 70V71H257ZM30 71H31V73H30ZM53 71H55V72H53ZM14 72V75H15V73H16V75H15V77L14 78H19L20 79V77L22 78L21 80H19V81H21L20 83H22V84H18V83H16V82H19V81H16L15 79H13V73ZM47 72H48V74H47ZM50 72V73H49ZM214 72V73H213ZM221 72H223V73H221ZM6 73V74H5ZM26 73L27 74H29V75H26ZM57 73V74H58ZM185 73H186V75H185ZM216 73V74H215ZM12 74V75H11ZM31 74H34L33 76L35 77V74H36V77H37V79L35 80V79H33V78H31L32 77V75ZM193 74H195L194 76H196V77H194V78H197L196 79V81H198L199 82V84L196 82V81H194V80H192V79H194L193 78ZM204 74V75H203ZM211 74V75H210ZM244 74L245 75H247V79L245 80V77L246 76H244ZM45 77H44V76ZM49 75H50V77H49ZM55 77H54V76ZM202 75V76H201ZM207 75V76H206ZM43 76V77H42ZM178 76H180V77H178ZM248 76H251L250 78L248 77ZM259 76V77H258ZM260 76H262V77H260ZM1 77V76H0ZM35 77V78H36ZM50 79H49V78ZM182 77H185V79L184 78H182ZM201 77L202 78V80H205V78H206V80H207V82L205 81V82H202V80H199V78ZM215 77V78H214ZM217 77H219V78H217ZM243 77V78H242ZM13 80H12V79ZM24 78V79H23ZM25 78L27 79L28 78V80L30 81V79L29 78H31V80H32V83H33V85L30 87V85L31 84H29L30 82H28V84H29V87H24V86H27L26 85V83H25ZM43 78V80H41ZM52 78V79H51ZM186 78H188L187 80L188 81H185L186 80ZM207 78H209V79H207ZM211 78H214V80L213 79H211ZM256 78V79H255ZM45 79V80H44ZM92 79H94V80H92ZM180 79H184L183 81L182 80H180ZM211 79V80H210ZM217 81H216V80ZM262 79V80H261ZM22 80H25V81H22ZM40 80V81H39ZM55 81V82H51V81ZM87 80H89V81H91V85L93 86H91V85H88V86H90V88H94V91H96L95 89L96 88H98V86H101L102 85V83H101V81H99V78L98 77H95V75L94 76H92L91 78H88ZM191 82H190V81ZM245 80V81H244ZM248 80V81H247ZM250 80V81H249ZM251 80H256L255 81V84L254 83H252L251 82ZM41 81H46L47 83L45 84L44 82H41ZM50 81V82H49ZM176 81H171V83H177ZM180 81H182V82H180ZM193 81V82H192ZM213 81V82H212ZM24 82V83H23ZM41 82V83H40ZM58 82V81H57ZM61 82H63V81H61ZM187 82V84H189V82H190V84H189V86L188 87H186V85L187 84H185ZM196 82V83H195ZM201 82H202V84H201ZM217 82V83H216ZM245 82V83H244ZM3 83H0L2 86L4 85ZM35 83V84H34ZM52 84V89H50L49 90V88H51L50 86V84ZM59 83V82H58ZM100 83H101V85H100ZM104 83V82H103ZM177 83V84H178ZM193 83H195V84H193ZM204 83H207V84H205L206 86H204L203 84ZM250 83H252V84H250ZM9 84H7V87H4V86H6V84L3 86V88H2V90H0V91H5V90H7L8 92L7 93H5L6 95L7 94H9V96H7V97H4V96H6L5 94L3 95L2 93H0V100L1 99H4V101L2 100V101H0V193L1 192H5V190H6V194H5V196H6V202H4V205H6L8 202V204L6 205V206H4L5 207V211H7L8 213H10L9 211L12 209V208H10L11 207V205H12V207H13V212H11L10 214H13L14 213V215H11V216H9V217H11L12 219L15 217L16 219L15 220H18V216H20V217H22V216H24V215H22L23 213H25L27 210V212H26V214L27 215H29V214H31L32 212H31V209H32V211H35L36 210V212L35 213H40L41 211H43V206H44V208H45V206L46 207H48V203H46V204H48V205H46V204H43L44 202H46V201H48V199L47 198H50L49 200H50V202H53L54 200H56V199H59V201H61V197L62 196H65V193H67L68 191H69V189L68 190H65V189H67L68 187L70 188V186L69 185H71V183L73 182V181H71V176L70 177H67V176H69L70 175V173H68L69 172V170H70V162L68 161V162H66V161H64L65 163H67V165H65V164H63V165H61L63 162H60L59 163V161H61L60 159H62V160H66V159H68V160H70V158H72L73 156H80L81 157V155L82 154H80L79 152L80 151H78V149H76L77 148V141H80V140H78V137H80V133L79 132H75L76 130H74V131H71V130H73V125H71V128H70V125H68V124H70V122H71V119H73V116H72V113H73V115L74 114H79V112L78 113H76L77 112V110H76V108H72V107H74L73 106V104H75L74 102H71L70 103V107H65V106H63L62 104H61V107H57L56 108V106H55V109H57V110H59V111H62L63 113H61L60 112V114H57L55 111L56 110H54V108L53 109H51L50 107H48V108H50L51 110H54V111H51L50 110V112H51V114H49V117H51L50 115H52V117H53V115H54V113L55 114H57V115H55L54 116V118H51V119H49L50 120V123H49V121L46 123V125L49 123V125H45V124H42V125H39V126H37V128L39 129L40 127H42L43 126V128H45V129H41V130H38V129H36L35 130V132L33 133V136L31 137V135H29L28 137H25V134H19L18 135V141H17V139L14 137L13 138V136H15V134H14V131L15 132H19L22 128L20 127V126H23V125H25V123H24V121H26V119H22V122H18L17 120H16V117H17V119H19V120H21L20 119V117L19 116H17V114H13V112L12 113H9V112H11V110H13L12 108H11V106H12V104L10 103L9 105H11L10 107H8L6 104L9 102V99H10V96H11V94H13L12 92L11 93H9L11 90L9 89L12 85H9ZM24 84V85H23ZM41 84H43V85H41ZM49 84V86H47ZM63 84V83H62ZM111 84V83H110ZM201 84V85H200ZM239 84H241V87L243 88H240V86H239ZM245 84H247V85H245ZM254 84V85H253ZM257 84V85H256ZM45 85V87H47V88H43V89H45V90H42V87ZM57 85V87H55ZM175 85V84H174ZM185 85V86H184ZM191 85H193V87L191 86ZM195 85V86H194ZM197 85V86H196ZM210 85H211V88H210ZM253 85V86H252ZM8 86H9V88H8ZM230 86V87H229ZM239 86V87H238ZM246 86H247V88H246ZM248 86H251V87H248ZM255 86V87H254ZM257 86H260V87H257ZM1 87V86H0ZM188 89H190V90H187L186 88ZM198 87V88H197ZM204 89H202V88ZM12 88V87H11ZM25 88H28L27 90L29 91L28 92V94H27V90L25 89ZM30 88H32L34 91H33V94L32 95H34V96H30L31 95V92H32V90L30 91ZM54 88V89H53ZM57 88V89H56ZM239 88V89H238ZM260 88V89H259ZM1 89V88H0ZM3 89H5V90H3ZM170 89V88H169ZM182 89V90H183ZM209 89V90H208ZM235 89V90H234ZM236 89H238V92L236 91ZM246 89V90H245ZM247 89H249L250 91H248ZM258 89V90H257ZM10 90V91H9ZM53 90V91H52ZM172 90V89H171ZM203 90V91H202ZM247 91V92H245V91ZM260 90V91H259ZM12 91H14V90H12ZM93 91V92H94ZM188 91H190V92H188ZM198 91H200L201 93H203V94H201V93H196V92H198ZM205 91V92H204ZM236 91V92H235ZM15 91H14V93H16ZM194 92L196 93V95H195V97L193 98V95H194ZM208 92V93H207ZM245 92V93H244ZM260 92V93H259ZM61 93V94H62ZM97 93V92H96ZM204 93H205V96H204ZM247 93V95H245ZM251 95H250V94ZM52 96H51V95ZM201 94V96H199ZM206 94H207V96H206ZM3 95V96H2ZM27 95V96H26ZM50 95V97H48ZM56 95H58V96H60V98L58 97V96H56ZM70 95H71V93H70ZM69 95V96H70ZM172 97H171V96ZM186 95V96H185ZM204 97H203V96ZM213 95V96H212ZM248 95H250L249 97H251L252 98V100H248ZM58 97L59 98V101H58V98L57 99H52L53 97ZM63 96H64V98H63ZM169 96H170V98H169ZM189 96H190V98H189ZM197 96V97H196ZM215 96V97H214ZM223 96V97H222ZM240 98H242L241 96H243V98L242 99H240V101L238 100L239 99V97ZM1 97H3V98H1ZM36 98V100H37V104H33V99H31V98ZM177 97V98H176ZM208 97H210L211 99H216V100H213V101H210V102H212V103H210V102H208ZM30 98V99H29ZM47 98H49V99H51V100H49V99H47ZM173 98H175V101L174 100H170V99H173ZM188 98V99H187ZM192 98V99H191ZM201 98L202 99H204V102H203V100H201ZM223 98H224V100H223ZM251 98H249V99H251ZM159 99V100H158ZM164 99V100H163ZM186 99L188 100V102H189V104H191L190 106L189 105H187L186 104ZM200 101H202V102H199V100ZM211 99H209V100H211ZM218 99V100H217ZM220 99H222V100H220ZM247 101H249L248 102V104H247V102H246V100ZM254 99V100H253ZM26 100V99H25ZM32 102V103H30V101ZM191 100H192V102H191ZM198 100V101H197ZM241 100H243V101H241ZM260 100H262V101H260ZM158 103H160V104H157V105H155L156 104V102ZM170 103H169V102ZM216 101V102H215ZM222 101V103H218L217 104V102H221ZM253 101H257L256 103H259L260 102V104H258V106L257 105H255V107L257 106V109L255 108V107H253L254 105L253 104H256L255 102H253ZM1 102H4V104H5V106H4V104L3 103H1ZM7 102V103H6ZM24 102H26V101H24ZM47 102V103H46ZM176 104H174V103ZM176 102H178V103H176ZM214 102V103H213ZM241 103L240 104V106H238L239 105V103ZM246 102V103H245ZM250 102H252V103H250ZM29 103L31 104V105H33L32 106V108H31V106L29 105ZM83 103V102H82ZM87 102H85L84 104H86ZM163 103H166V105H168V106H166L165 105V108H164V104ZM168 103V104H167ZM196 103V104H195ZM206 103H208V104H206ZM250 103V104H249ZM45 104V105H44ZM64 104V103H63ZM146 104L148 105V104H152V105H154V106H152V105H148V106H152L153 108H151V107H149L148 108V106H146ZM161 104H162V106H161ZM172 104V105H171ZM199 104V105H198ZM209 104H211V106L212 107H214V108H211V106H210V108L208 109V107H209ZM215 104H217V106L219 105V104H221V105H219L218 107L216 106L215 107ZM226 104L227 105H229V106H227L226 107ZM231 104H234V107L233 106H231ZM246 104H247V106H246ZM35 105V106H34ZM170 105H171V109L169 108L170 107ZM206 105L208 106V107H206ZM225 105V107L226 108H229V112H232V113H235V111L236 110H238L237 111V116H240L241 115V112H243L242 113V115L244 114L245 115V113H249V115H247V116H245L246 117V119H245V117L244 116H242V117H244V118H242V117H240V120H238L239 119V117H238V119L236 118V114L234 115V114H229V112H228V109H226V108H224V107H222V106H224ZM28 106V107H27ZM140 106H142V107H140ZM145 106H146V108H145ZM157 106H158V109H157ZM159 106L161 107V108H164V109H160L159 108ZM173 106H175V107H173ZM189 106V107H188ZM193 106V107H192ZM195 106H197V108L195 107ZM231 106V107H230ZM248 106H252V107H249L250 109L252 108V110H253V108H255L253 111L252 110H250V109H248L247 107ZM34 107V108H33ZM200 107H202L201 109L202 110H204L203 108L205 107V109L206 110H204V112L200 109ZM240 107V108H239ZM8 108L9 109H11V110H8ZM42 109V110H40V109ZM66 108H68V109H70V110H68V109H66ZM141 108L142 109H144V110H148V111H151L150 113L148 112V113H146L147 111H142L141 110ZM151 108V109H150ZM183 108H185V109H183ZM192 109L193 111H191L192 113L193 112H195V113H198L199 114V112L198 111H201L200 112V114L198 115V114H191V113H188V112H190V110L189 109ZM247 108V110H245ZM262 108V109H261ZM168 109H170L171 110V112H173L174 110H175V112L173 113L174 115H172V113L170 112V110H168ZM183 109V110H182ZM194 109H197V110H194ZM200 109V110H199ZM210 109H212V111H209V112H206L207 110H210ZM224 109V110H223ZM241 109V110H240ZM260 111H259V110ZM8 110V111H7ZM37 110H39V111H37ZM66 110V111H65ZM73 110V111H72ZM160 110V111H159ZM166 110V111H165ZM184 110H187V111H184ZM189 110V111H188ZM227 110V112H226V114L224 113L225 111ZM235 110V111H234ZM248 110H250V111H248ZM258 110V111H257ZM59 111H57L58 113H59ZM67 111H69V112H67ZM70 111H71V113H70ZM78 111H80V110H78ZM197 111V112H196ZM224 111V112H223ZM247 111V112H246ZM254 111H257V112H255L254 114L252 113V112H254ZM54 112V113H53ZM143 112V113H142ZM145 112V113H144ZM176 112H178L177 114H176ZM182 112H184L185 114L187 113V114H191L190 116H188L187 114L186 115H183V114H179V113H182ZM224 113V115H223V113ZM259 112V113H258ZM68 113V114H67ZM227 113L230 115V116H228L227 115ZM240 113V115H238ZM251 113H252V115H251ZM13 114V115H12ZM45 114V113H44ZM129 114V115H128ZM131 114V115H130ZM133 114L135 115V116H133ZM255 114H258L257 115V117H256V115ZM71 115V116H70ZM151 115H152V117H151ZM176 115H178V117L176 116ZM202 115V116H201ZM123 116V117H122ZM125 116V117H124ZM127 116V117H126ZM129 116H131L132 118H130L131 119V121L129 120V123L130 122H132L130 125L131 126H133V128L131 127H129L130 125H129V123H126V124H124V123H122L121 124V122L122 121H124V118H126V119H129ZM138 116V117H137ZM141 116V117H140ZM179 116H181L183 119H181V117H179ZM191 116H193L192 118H190ZM207 116V117H206ZM234 117V119L236 118L237 119V123H241V120L242 119H244L245 120V123L246 122H248V123H250L249 121H248V119H251V116H252V123H253V125L255 126V123L257 124V123H259V124H257L256 126V128L253 126V125H251L252 123H250V126L248 127L247 126V124L248 123H246V124H243V125H241V126H243V127H241L240 126V123L239 124H236L235 122H233V120H230V119H232L231 117ZM69 117H70V119H69ZM140 117V118H139ZM161 117V118H160ZM259 117H262L261 119L259 118ZM58 118H60V120L58 121ZM134 118V119H133ZM143 118V119H142ZM171 118L173 119V120H171ZM176 118H178L179 120H176ZM226 118V119H225ZM228 118V119H227ZM242 118V119H241ZM12 119H15V121L16 122H18V123H20V126H19V124H18V126H19V128H17L18 129V131H17V129L15 128V126L16 127H18L17 125H12V123L11 122H13V123H15V121L14 120H12ZM52 119H53V121H55V122H52ZM55 119V120H54ZM56 119H57V121H56ZM66 119L67 120H69V122L68 121H66ZM170 119V120H169ZM180 119H181V122H179L180 121ZM190 119V120H189ZM198 119V120H197ZM222 119H224L223 121H222ZM235 119V120H236ZM3 120V121H2ZM7 122V124H11L12 125V127L13 128H11L10 126V124L9 125H7V124H5L4 122L5 121ZM9 120V121H8ZM74 120V119H73ZM138 121V122H133V121ZM173 122L174 120H175V122H173L172 124V130H171V127L169 128V122ZM191 120H193V122L191 121ZM227 120V121H226ZM228 120H230V125L228 126L227 124H228ZM255 120H256V122H255ZM257 120H259V121H262V122H257ZM28 121V120H27ZM64 121H66L67 122V124H65L64 123ZM121 121V122H120ZM191 121V122H190ZM217 121V122H216ZM243 121V120H242ZM116 122H117V124H118V126H117V124H116ZM159 122H161V124L159 123ZM233 124H232V123ZM53 123H55V124H53ZM57 123L59 124L60 123V126H58L57 125ZM136 123V124H135ZM180 123V125L178 126V124ZM261 123H262V126H261ZM17 124V123H16ZM71 124H73V121H72V123ZM177 124V125H176ZM183 124V125H182ZM185 124V125H184ZM191 126H190V125ZM51 125H54V126H51ZM123 125L125 126V128L123 129ZM190 127V130H187L186 128L188 127V126ZM211 125V126H210ZM223 125H225V126H223ZM232 125H233V127H232ZM235 125V126H234ZM46 126V127H45ZM59 128H58V127ZM127 126V127H126ZM168 126V127H167ZM176 126H178V127H182V129H184L185 128V130H181V128H178L177 129V131H176V129H174V128H176ZM184 126H186V127H184ZM237 126H240V129H242L241 130V132H243V129H244V131L245 132H243V134H241V132H240V129L237 127ZM252 126H253V128H252ZM261 126V127H260ZM24 127V126H23ZM26 127H28V124H26ZM29 127H30V125H29ZM56 127V128H55ZM167 127V128H166ZM188 127V128H189ZM223 127V128H222ZM230 127V128H229ZM248 127V128H247ZM259 127V128H258ZM166 128V129H165ZM247 128V129H246ZM258 128V129H257ZM7 129V130H6ZM10 129H12V130H10ZM118 129H120V128H118ZM169 129V131H171V132H169V131H167ZM174 129V130H173ZM192 129V130H191ZM233 129H236L235 130V132H237V135L235 134V132H234V130ZM256 130L257 132H255V131H252L253 133L251 134L250 133V135H249V137H247L246 136V134L245 133H247V134H249L248 132H250L251 130ZM38 130V131H37ZM121 130V129H120ZM123 130H125V131H123ZM142 130H144V129H142ZM167 131L168 133H171V135H173V136H175V131H176V133L178 132V134H176V136H177V140L179 141H183L182 143H186L187 141V144H188V148H191V149H188L187 148V146L185 147V145H183V144H181L180 142H178L177 140H176V136L175 137H171V135L169 136V134L168 133H164V131ZM178 130H181V133L178 131ZM214 130V131H213ZM230 130L232 131L233 130V132H234V134L236 135V137H235V135L233 136V137H230V136H232V135H230V134H232V132H230ZM250 130V131H249ZM259 130V131H258ZM261 130V131H260ZM5 131V132H4ZM186 131V132H185ZM240 132V134H239V132ZM188 132H190V133H188ZM259 132V133H258ZM3 133V134H2ZM127 133V132H126ZM184 133H186L185 135H184ZM256 133H257V135H256ZM80 134V135H79ZM144 134V132H142V134L141 135H143ZM145 134H146V132H145ZM166 134L168 135V136H166ZM190 134V135H189ZM239 134V135H238ZM11 135H13V136H11ZM34 135H38V137H40V139L38 138V137H36V136H34ZM40 135V136H39ZM79 135V136H78ZM157 135H154V136H157ZM240 135H245L244 137H240ZM255 135V136H254ZM26 136H27V134H26ZM157 136V137H158ZM182 136H183V138H185V139H182ZM185 136V137H184ZM228 136V137H227ZM254 138H253V137ZM263 137V138H260V137ZM12 137V138H11ZM153 137V136H152ZM157 137H153V138H157ZM171 137V138H170ZM206 137H208V138H206ZM235 137V138H234ZM239 137V138H238ZM76 138H77V141H76ZM173 138H175V139H173ZM230 138H232V139H230ZM246 138V139H245ZM248 138H251L250 140H252V141H249V139ZM16 139V140H15ZM22 139V140H21ZM33 139H36V140H38V141H36V147L41 151V152H46V153H44L45 155L43 156V158H40V157H42V153L40 152V153H38L37 151H36V147L35 146H33L34 147V149H33V147L32 146H30V145H33V144H31L29 141H33ZM47 139V140H46ZM80 139V138H79ZM173 139V140H172ZM188 139V140H187ZM208 139V140H207ZM237 139H239L238 140V142H237ZM259 139V140H258ZM13 140H15V141H13ZM43 140H44V142H47V143H44L43 142ZM128 139L126 138V141H127ZM170 140V141H169ZM172 140V141H171ZM177 141V142H175L174 143V141ZM256 140V141H255ZM21 141H22V143H21ZM25 141H28L27 143H25ZM40 141V142H39ZM162 141V142H161ZM167 141V142H166ZM185 141V142H184ZM240 141V142H239ZM249 141V142H248ZM18 143V144H20V147L21 146H26L27 147V149H28V151H30V153H28V154H30L29 156H28V158H30V159H28V160H24V161H31L32 159H31V156H33V157H35V155L36 154H34V153H36L37 152V156H36V158L37 157H39L40 159H36V158H34L35 160H33V161H31L30 163V165L29 164H27V163H29V162H24V161H22V163H20L18 166L17 165H15L16 163H18V162H20L21 160V158L19 159V155H20V153H19V155H18V153H17V149H20V148H16V146L18 145V144H16V143ZM23 142L25 143L24 145H22L23 144ZM37 142H39L40 144H38ZM46 144V145H41V144ZM76 143V145H75V143ZM165 144H164V143ZM171 142H173V143H171ZM205 142H207V144L210 146V149H209V153L208 154H206V155H204V151H205ZM226 142V143H225ZM244 142V143H243ZM252 144H251V143ZM34 143H35V141H34ZM164 145H163V144ZM176 143H179V145L178 144H176ZM228 143V144H227ZM232 143V144H231ZM239 143V144H238ZM241 143H243L242 145H241ZM246 143V144H245ZM248 143V144H247ZM37 144H38V146L40 145V147H38L37 146ZM168 144H171L170 146L168 145ZM180 144H181V146L183 145V149L185 150H182V148H181V146H180ZM222 145V147L221 146H219V145ZM94 143H91V146H93V148H92V150L94 149H96V146H95V148H94ZM150 145H152V142L150 143ZM166 145V146H165ZM177 145V146H176ZM190 145V146H189ZM191 145H193V146H191ZM239 147H238V146ZM243 145H246V146H243ZM10 146V147H9ZM19 146V145H18ZM32 148V149H30V147ZM41 146H42V149H41ZM46 146V147H45ZM164 146H165V148H164ZM170 148H169V147ZM172 146H174V147H172ZM179 146V148H181V150H182V155H181V151H180V155H178V153H177V149H175V148H177ZM242 146V147H241ZM29 147V148H28ZM45 147V148H44ZM75 148V150H77V153H76V151L73 149V148ZM241 147V148H240ZM243 147H247V148H243ZM12 148H14V151H13V149ZM64 148V149H63ZM70 148H72V149H70ZM164 148V149H163ZM187 148V149H186ZM217 148V149H216ZM239 148V149H238ZM37 149V150H38ZM46 149V150H45ZM70 149V150H69ZM166 149L167 150H169L168 151V153H170V154H168V155H165V154H167V151H166ZM173 149H175V150H173ZM228 149H231V150H228ZM242 149V150H241ZM12 150V151H11ZM34 150V151H33ZM38 150V151H39ZM65 150V151H64ZM66 150H69V151H67V153H66ZM93 150V151H94ZM152 150H154V151H152ZM156 150V151H155ZM179 150V149H178ZM186 150H191V155H194V156H192V159L191 160H189L190 162H188L187 160H186V162H185V157H186V155H188V152H187V154H186ZM193 150H194V152L196 153V154H198L197 155V157L199 156V158H198V162L195 160V159H197L196 158V154H194V152H193ZM224 150V151H223ZM239 150H240V152H239ZM18 151H20V150H18ZM33 151V155L31 154V152ZM145 151H144V153H145ZM175 151V152H174ZM184 151V152H183ZM219 151L221 152V155H220V157L218 156V154H220L219 153ZM226 151V152H225ZM238 151V152H237ZM245 153H247L246 154V157H244L243 159H242V157H243V155H244V152ZM12 152V153H11ZM21 152V151H20ZM70 152V153H69ZM166 152V153H165ZM179 152V151H178ZM242 152H243V154H242ZM18 155V159L15 157V155L16 154ZM65 153V154H64ZM70 154V158H68L69 157V154ZM157 153H158V155H157ZM161 153H163V154H161ZM174 153H177V154H175L174 155ZM224 153V154H223ZM233 153H235V154H233ZM238 153H240L239 155H237ZM27 154V155H28ZM38 154H40V155H38ZM73 154V156H71ZM157 156H156V155ZM16 155V156H17ZM67 156V157H64V156ZM177 155V157H175ZM189 155H190V153H189ZM204 155V156H203ZM234 157H233V156ZM240 155H242V156H240ZM248 155V156H247ZM15 157V158H13V157ZM62 156L64 157V158H62ZM129 158H130V160H131V155L130 154H128L127 155ZM156 156V157H155ZM227 156V157H226ZM228 156H231V157H228ZM237 156H239L240 157V159L237 161V162H239V164L238 163H236V160H237ZM256 155L254 154L253 155V157H255ZM11 157V158H10ZM80 157H77V160L79 161V159H82L83 160V158H80ZM136 158L134 159H132V161L133 162H131L130 161V163L131 164H129V163H127L129 166L128 167H133V168H136V165L135 166H131V165H134L135 163H136V159H137V155L135 156ZM141 157H143V156H141ZM154 157V158H153ZM162 157V156H161ZM180 157V158H179ZM193 157H194V159H193ZM215 157H217V158H215ZM236 157V158H235ZM238 157V158H239ZM9 158V159H8ZM79 158V159H78ZM151 158H153V159H151ZM219 158V159H218ZM228 158V159H227ZM229 158H231L232 160H231V162H228V161H230L229 160ZM248 158V159H247ZM72 159H75L76 160V158L75 157H73ZM85 159V158H84ZM182 159H183V161H182ZM235 159V160H234ZM242 159V160H241ZM10 160H11V163H10ZM17 160V161H16ZM182 162H180V161ZM201 160V161H200ZM16 161V162H15ZM40 161V162H39ZM174 162V164L173 165H171V163L170 162ZM192 161H194V162H192ZM235 161V162H234ZM241 161V162H240ZM35 162H39L40 164H38V165H36L37 163H35ZM129 162V161H128ZM180 162V163H179ZM215 162V163H214ZM217 162V163H216ZM13 163V164H12ZM35 163V164H34ZM85 163L86 162H82V164L83 165H85ZM133 163V164H132ZM170 163V164H169ZM211 163L213 164V165H211ZM231 164L232 163V166H229V167H226V166H228L227 164ZM247 163H249V162H247ZM264 163V162H263ZM10 164H12V165H10ZM24 164H27L28 166H29V168L31 169V168H33L34 166L36 167V166H38V170L37 169H35V170H37V172H35V173H33V171H35V170H33L32 171V174L34 175V177H33V175L32 174H30V177L32 178V181H29V182H31V183H28V182H26V184H30V185H32L33 184V182L35 181V182H38L39 184L40 183H42V184H40V189H37V184L38 183H36V187L34 186V187H32V189L31 188H29V187H27L26 188V191H21V190H25V187H24V184L25 183H23V181H25V179L28 181V180H30V177H28L29 176V174H23L24 172H23V170H22V168L23 169H25L26 167H28L27 165H26V167H25V165ZM32 164H34L33 166H32ZM60 164V165H59ZM74 164H78L79 166L81 165L80 164V162L79 163H77L76 161H74V163L72 164L73 166H74V168H72V173H78L77 175L78 176H76V178L78 179V177L80 176V180H85L84 179V177L86 178V176H88V173L89 172H87V166L85 165V166H83V165H81V167L80 168H78V166L77 165H74ZM179 164H180V166H179ZM196 164V165H195ZM217 164H219V165H217ZM9 165H10V168H9ZM15 165V166H14ZM69 165V166H68ZM151 167H153V164H149ZM154 165H155V163H154ZM168 165H169V167H168ZM183 165V166H182ZM187 165V166H186ZM238 165H239V167H238ZM249 165V164H248ZM17 166V167H16ZM63 166V167H62ZM64 166H66L65 168H64ZM75 166H77V168L75 167ZM181 166H182V168H181ZM210 166V167H209ZM218 166V167H217ZM224 166H225V168H226V172L225 171H223L224 170ZM14 168L15 170H18V172L16 171V173H11V174H17L15 177L16 178H14L15 180L14 181H12L11 179H6V180H11L12 182H14V183H12V182H6V184H7V186H8V184L10 185L11 183L13 184V187L14 188H12V187H9L8 186V188L6 187V185H4V182H5V176L7 175L8 177H10L11 175L10 174H8V173H10V172H7V174L5 175V173H6V171H8V170H10L11 168ZM18 168V169H16V168ZM20 167V168H19ZM34 167V168H35ZM42 169V171H40V168ZM60 167L61 168H64L65 170H63V169H60ZM150 167V168H151ZM168 167V168H167ZM231 167L233 168V169H237V171L236 170H234L235 171V173H234V171L233 170H231ZM5 168H7L8 170H5ZM28 168V169H29ZM33 168V169H34ZM37 168V167H36ZM67 168V169H66ZM83 168H85L84 170H83ZM171 168H175V169H171ZM231 170H229V169ZM27 169V168H26ZM25 169V170H26ZM78 169H81V170H78ZM170 169V170H169ZM179 171H178V170ZM206 169H210V170H206ZM223 169V170H222ZM238 169H240L239 171H238ZM61 170V171H60ZM65 172V171H67V172H63V171ZM223 171V173H222V171ZM22 171V173H20ZM27 171V170H26ZM29 172L31 173V171L29 170ZM28 172V173H29ZM40 172V173H39ZM41 172H43L42 174H41ZM63 172V173H62ZM82 172H84V173H82ZM238 172V173H237ZM260 172V173H259ZM38 173L39 174H41V175H38ZM47 174L48 176H51V177H49L48 178V176H46L45 174ZM177 173V174H176ZM237 173V174H236ZM1 174H4V175H1ZM20 174H22V179H18L17 177L18 176H20ZM60 174V175H59ZM61 174H64V175H61ZM172 174H173V176H175V177H173L172 176ZM225 174V175H224ZM239 174V175H238ZM251 174L252 173H250L249 175L251 176ZM25 175V176H24ZM28 175V176H27ZM44 176L45 175V177L47 178V184L48 183H53V187L50 185H46L47 186V188H45V180H44V178H40V176ZM85 175V176H84ZM171 175V176H170ZM178 175V176H177ZM200 175H201V177H200ZM236 175H238V177H239V179H238V177L236 176ZM6 176V178H8ZM36 176H38V177H36ZM63 176V177H62ZM84 176V177H83ZM177 176V177H176ZM195 176V177H194ZM196 176H199L198 178H196ZM231 176V177H230ZM24 177V178H23ZM25 177H27V178H25ZM38 178V180H43L42 182L41 181H38L36 178ZM68 179H67V178ZM83 177V178H82ZM179 177V178H178ZM219 177V178H218ZM223 177V178H222ZM263 177V178H262ZM40 178V179H39ZM53 179V180H51V179ZM60 178H61V181H63V183H65V186H64V184H62V182L60 181ZM64 178H66L68 181H69V179H70V181L68 182V181H66V179H64ZM167 178V179H166ZM172 178H175V179H172ZM226 178V179H225ZM229 178V179H228ZM233 178V179H232ZM235 178H236V180H235ZM13 179V178H12ZM171 179L172 180H174V181H172L171 182ZM179 179V180H178ZM198 179H200V180H198ZM202 179V180H201ZM150 180H152V179H150ZM211 180H215V181H213L214 183H212V181ZM225 180H227L228 181V184H227V181H225ZM4 181V182H3ZM19 181H21L22 182V184L19 182ZM52 181H55V182H52ZM65 181V182H64ZM125 182L126 184H122V183H120V182ZM129 183H128V182ZM201 183H200V182ZM222 181L224 182H226L225 184H226V186H225V184H223L222 183ZM229 181H230V183H229ZM235 181V183H233V182ZM3 182V183H2ZM15 182H16V184H15ZM44 182V183H43ZM195 183V184H197V185H195V184H193V185H195L194 187L192 186L191 188L189 187V186H191V183ZM196 182H199V183H196ZM259 182V183H258ZM21 184L23 187H21V185H18V184ZM67 183H68V185H67ZM131 183H132V185H131ZM147 183V184H146ZM207 183V185H206V187H201V185L200 184H206ZM222 185H221V184ZM233 183V184H232ZM253 184L252 185V189L250 190V192H249V196H251V197H253V199L251 198V200L249 199V196L248 195H246L247 193H246V189H244V188H247V186H249V184ZM257 183V184H256ZM121 184V185H120ZM171 184V185H170ZM174 184V185H173ZM209 184H211L210 185V187L211 188H209ZM217 184H219V185H217ZM230 184H232V185H230ZM234 184H236V185H234ZM248 184V185H247ZM4 185V186H3ZM42 185V186H41ZM72 185H73V183H72ZM72 185H71V187H72ZM126 185H127V187H126ZM131 185V186H130ZM137 185V186H136ZM147 185V186H146ZM169 185V186H168ZM175 185H176V187H175ZM198 185H200L199 187H198ZM217 185V186H216ZM244 185V186H243ZM247 185V186H246ZM254 185H256V186H254ZM11 186V185H10ZM18 186H20L19 188H18ZM63 186V187H62ZM66 186H68V187H66ZM135 186V187H134ZM182 186V187H181ZM184 186V187H183ZM186 186V187H185ZM204 186V185H203ZM218 186H220V187H223L224 189H225V187H226V189L225 190H222V192L224 193H226L227 192V194H222L220 191H221V188L219 187V192H220V194H222L221 196H220V194H219V192L217 191L218 190ZM225 186V187H224ZM246 186V187H245ZM254 186V187H253ZM5 187V188H4ZM55 187H57V188H55ZM61 187L63 188V189H61ZM119 188V190L118 189H115V188ZM122 187V188H121ZM132 187V188H131ZM146 187H150L149 188V190H146L147 188ZM154 187V188H153ZM157 187H159V188H157ZM201 188V189H203L204 191H202V194L204 195V193H208L207 195H209L210 196V194H212L211 195V198L213 197V193H215V192H217V195L216 196H218L219 195V197H216L215 196V194H214V198H215V202L216 201H218V200H221L222 201V199H226L225 201V203L226 204H228V205H230V206H228V205H226L225 203V205H223L222 206V209L221 210H223V211H227V213H226V215L224 214V212H222L221 210L220 211H218V209H214L216 206L214 205V204H216L214 201L212 202V200L214 199V198H210L209 196H207L206 194L204 195V196H202V194H201V197L200 196H198V198L196 199V198H193V197H195L194 195H196L197 194V191H198V188ZM234 187H236V188H234ZM2 188H3V191H2ZM9 188H11V189H13V190H11V189H9ZM15 188H18V189H15ZM28 188H29V190H28ZM37 190H36V189ZM42 188H44V189H42ZM50 190H49V189ZM124 188V189H123ZM125 188H126V193H125ZM128 188L130 189V190H128ZM134 188H136V189H134ZM146 188V189H145ZM168 188H170V189H168ZM181 188H185L184 190L183 189H181ZM187 188V189H186ZM190 188V189H189ZM193 188V189H192ZM196 188V190H194ZM206 188H208L207 190H206ZM222 188V189H223ZM5 189V190H4ZM32 191H34L33 189H35L36 191H34L33 193L31 192V190ZM47 189H48V191H47ZM121 189V190H120ZM131 189H132V193H131ZM134 189V190H133ZM140 189H142V190H140ZM145 189V190H144ZM181 189V190H180ZM230 189V190H229ZM10 190V191H9ZM14 190H16V191H18V192H15ZM19 190L21 191L20 192V195H22V193H24V192H26V193H24L23 195H28V196H24V197H26L25 198V200H24V197H22L23 198V200H21L20 199V201L18 200L19 198H20V196L18 195V197H17V194H19ZM53 190H55L56 192H60V193H56L55 191H53ZM114 190V191H113ZM115 190H118V192L117 191H115ZM122 190H124V191H122ZM146 191V192H144V194H143V192H140V191ZM155 190V191H154ZM188 190V191H187ZM254 190V191H253ZM13 191V193H11V196H13L12 197V199L14 198V201H15V203L14 202H12V199L10 198L11 196H8V195H10V194H8L9 192H12ZM30 191V192H29ZM44 191V192H43ZM50 191H52V193L53 194H55L56 195V197L55 196H52L53 194L50 192ZM61 191H63V192H61ZM138 191V192H137ZM148 191H152V192H148ZM160 191H162V192H160ZM170 191H172V192H170ZM180 191H181V193H180ZM192 191H196L194 194L192 193ZM205 191H207V192H205ZM237 191V192H236ZM242 191V192H241ZM14 192L16 193L15 195H14ZM129 194H128V193ZM159 192V193H158ZM178 192V193H177ZM182 192H183V194H182ZM210 192V193H209ZM31 193H32V195H31ZM125 193V194H124ZM140 193V194H139ZM142 193V194H141ZM149 195H148V194ZM152 193H156V194H154L153 196L154 197H151L152 196ZM163 193V194H162ZM164 193H165V195H164ZM171 193V194H170ZM191 193H192V197H191ZM240 193V194H239ZM245 193V194H244ZM257 193V194H256ZM38 194V195H37ZM62 194V195H61ZM128 194V196H125V195H127ZM133 194V195H132ZM139 194V195H138ZM146 194V195H145ZM184 194H185V196H186V198H185V196H184ZM238 194V195H237ZM30 195V196H29ZM46 195V196H45ZM170 197H169V196ZM178 195H179V197H181V198H179L178 197ZM181 195V196H180ZM261 195V196H260ZM32 196V197H31ZM38 196V197H37ZM42 196V197H41ZM117 196H119V197H117ZM140 196V197H139ZM145 197V198H142V197ZM159 196H161V197H159ZM163 196V197H162ZM168 196V197H167ZM207 196V197H206ZM248 197V198H245V197ZM254 196H255V198H254ZM27 197H29V198H27ZM30 197H31V199H33L34 197H35V199H33V200H35L34 201V203H33V200H31L30 199ZM44 197H46V198H44ZM51 197H53L52 199H51ZM111 197H108L109 199H107V201H110V202H108V203H105L104 204V206L106 205V206H108V208L111 206V208L112 209H109L110 211H107L106 212V216H112V217H114L115 215H117V208L114 210L113 208H115V207H118V213L121 211V206H118L119 205V202L117 203V204H115V202L114 203H112L111 202ZM115 197V198H114ZM126 197V198H125ZM129 197V198H128ZM132 197H137L136 199L137 200H135L134 198H132ZM157 197V198H156ZM187 197L189 198V199H187ZM221 197H223V198H221ZM256 197L258 198H261V201H260V199H257V200H255L256 199ZM8 198H10V199H8ZM16 198H18V199H16ZM40 198V199H39ZM44 198V199H43ZM128 198V199H127ZM148 198V199H147ZM152 198V199H151ZM153 198H155V199H153ZM165 198L163 199V200H165ZM178 198V199H177ZM182 198H184V200L185 201H183V199ZM193 200V199H196V200H199V201H197L196 203H194V201H196V200H191V199ZM200 198V199H199ZM203 199V201H202V199ZM218 198V199H217ZM221 198V199H220ZM41 199H43V200H45L46 199V201H43V203H42V200ZM64 198H62V200H63ZM132 199H134V200H132ZM210 199H211V202H210ZM245 199V200H244ZM247 199H249V200H247ZM8 200H10L11 201V203H13V204H10V201H8ZM29 200V201H28ZM38 200H40V201H38ZM121 200H119L120 202H121ZM147 200H149V201H147ZM192 202H191V201ZM207 200V201H206ZM17 201V202H16ZM23 201V202H22ZM25 201H26V203H27V205H26V203H25ZM38 201V202H37ZM146 203H145V202ZM187 201V202H186ZM202 201V202H201ZM243 201V202H242ZM247 201V202H246ZM252 201H256V202H252ZM20 202H22L21 203V206L20 205H18ZM28 202H31V204L30 203H28ZM200 202V203H199ZM205 203V202H207V203H209V204H202V203ZM224 202V200L222 201V203ZM250 202V203H249ZM258 202V203H257ZM260 202H262L263 203V205H261V203ZM33 203V204H32ZM112 203V204H111ZM122 203H120V204H122ZM147 204L146 206L144 205V204ZM183 203H185V204H183ZM194 203V204H193ZM214 203V204H213ZM243 203H244V206H245V204L246 203H249L248 205H249V207L246 205L245 206V208H239V207H244L243 206ZM252 203H255L254 204V207H257V208H252V207H250V205L252 206ZM39 204V205H38ZM108 204V205H107ZM175 204V205H174ZM192 204V205H191ZM213 204V205H212ZM260 204V205H259ZM14 205V206H13ZM25 206V207H23V206ZM29 205V206H28ZM136 205H138V206H136ZM142 205H144V206H142ZM202 205H204L203 206V209H199V208H202L201 206ZM18 206H19V208H18ZM28 208H27V207ZM35 206V207H34ZM181 206L183 207V208H181ZM184 206H186V207H184ZM211 206V207H210ZM227 206V207H226ZM23 209H22V208ZM32 207V208H31ZM120 207V208H119ZM195 207H193V209H192V211L195 209ZM204 207H205V209H204ZM223 207H225L224 209H223ZM248 207V208H247ZM259 207H260V209H259ZM17 208V209H16ZM27 208V210H25ZM31 208V209H30ZM107 207H106V209H108ZM230 208V209H229ZM249 208H252V210L251 209H249ZM10 209V210H9ZM34 209V210H33ZM39 209V210H38ZM42 209V210H41ZM144 209H143V211H144ZM169 209V210H168ZM171 209H174V210H171ZM229 209V210H228ZM244 209V210H243ZM249 209V210H248ZM255 209H257V210H255ZM258 209L260 210V212L258 211ZM17 210V211H16ZM22 210H24L25 212H21ZM29 210H30V212H29ZM113 210V211H112ZM145 210V211H146ZM182 210V211H181ZM216 210V211H215ZM238 210V211H237ZM251 210V211H250ZM253 210H255V211H257L258 213H255V211L253 212ZM170 211V212H169ZM181 211V212H180ZM222 212L221 214L220 213H218V212ZM232 211V212H231ZM233 211H236V212H233ZM241 211V212H240ZM250 212V213H244L243 214V212ZM262 211H263V213H262ZM16 212V213H15ZM21 212V213H20ZM108 212H110V213H108ZM188 212H191V210L190 211H188ZM188 212L186 213V214H188ZM203 212V213H202ZM238 212V213H237ZM251 212H252V214L253 213H255V214H259L258 215V217L260 218H258L257 217V215H256V217H254L255 216V214L252 216V218L253 219H255V220H252V218H251V216L250 215H252L251 214ZM8 213H6L5 214V216H6V218L8 217V215H10V214H8ZM34 213V214H35ZM115 213V214H114ZM178 213V214H179ZM212 213H214V214H212ZM233 213H235V214H237V215H235V214H233ZM8 214V215H7ZM18 214V215H17ZM25 214V215H26ZM108 214V215H107ZM112 214H114V215H112ZM190 214V213H189ZM192 214V213H191ZM217 214V215H216ZM222 214H224V216L225 217H223L222 216ZM230 214H232V216L235 218V219H233V217L231 216V217H229V215ZM239 214V215H238ZM241 214H243V215H241ZM120 215H123V213H121ZM221 215V216H220ZM241 215V216H240ZM12 216H14V217H12ZM220 216V217H219ZM235 216H237V218L235 217ZM247 216H250V217H247ZM8 217V218H9ZM119 216H117L116 218H118ZM224 218V220L226 221V220H229L230 218L232 219V220H234V221H237L238 220V224L237 223H235L234 221H232V220H229V221H231L232 222V224H231V227H227L226 225H224L225 223V221L223 222V219L222 218ZM243 217V218H242ZM7 218V219H8ZM11 218H9V219H11ZM111 218V217H110ZM219 218H221V219H219ZM227 218H229V219H227ZM251 218V219H250ZM258 218V219H257ZM261 218H262V220H261ZM11 219V220H12ZM216 219V220H215ZM218 219H219V222H217L218 221ZM244 221H243V220ZM249 219V220H248ZM125 220V219H124ZM257 220H259L261 223H262V226H261V223L259 222V221H257ZM127 221H129V222H132L133 220H128L127 218H126V220H125V223H127V224H129V222H127ZM198 221H200L199 223H198ZM241 221V222H240ZM248 221H249V223H248ZM250 221H253L252 223H256L257 225H259L260 226V228H258L257 227V225H255V224H252V226H251V222ZM223 222V223H222ZM198 223V224H197ZM218 223V224H217ZM222 225H221V224ZM237 224V225H235V224ZM243 223V224H242ZM248 223V224H247ZM259 223V224H258ZM215 224V225H214ZM217 224V225H216ZM220 224V228H219V225ZM247 224V225H246ZM234 225V226H233ZM246 225V226H245ZM250 225V226H249ZM213 226H216L215 228H213ZM254 226V227H253ZM256 226V227H255ZM201 227V228H200ZM211 227V228H210ZM225 227V228H224ZM238 227V228H237ZM247 227H252V228H247ZM204 228V229H203ZM241 228V229H240ZM243 228H245V229H243ZM246 228H247V230H246ZM209 229V230H208ZM224 229V230H223ZM243 229V230H242ZM252 229H258V230H252ZM260 229V230H259ZM208 230V231H207ZM219 231V230H222V231H219V233H217L216 232V234H215V231ZM226 230H228V232H226ZM199 233H198V232ZM250 232V233H249ZM251 232H252V234H251ZM254 232V233H253ZM197 233V234H196ZM208 233L210 234V235H208ZM214 233V234H213ZM244 233V234H243ZM250 235H249V234ZM243 235V236H240V235ZM254 234H256V235H254ZM212 235V236H211ZM245 235V236H244ZM248 235V236H247ZM252 235V236H251ZM210 236V237H209ZM220 235H218V237H219ZM237 236H240V237H238L237 238ZM217 237V238H218ZM198 238V237H197ZM217 247H219V246H217Z\"/></svg>","mask_w":264,"mask_h":264}]
</instances>
